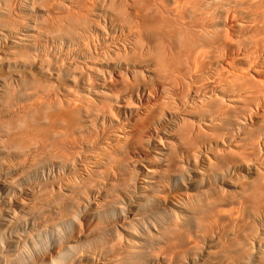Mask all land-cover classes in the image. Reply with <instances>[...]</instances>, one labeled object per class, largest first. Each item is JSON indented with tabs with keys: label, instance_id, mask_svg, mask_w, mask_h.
<instances>
[{
	"label": "bare ground",
	"instance_id": "obj_1",
	"mask_svg": "<svg viewBox=\"0 0 264 264\" xmlns=\"http://www.w3.org/2000/svg\"><path fill=\"white\" fill-rule=\"evenodd\" d=\"M5 1V0H4ZM4 1H2L3 3H4ZM11 1H14V0H11ZM41 1H45V0H41ZM48 1H50V0H47V1H45V4L47 5V3H48ZM52 1V0H51ZM56 1V0H55ZM65 1V0H64ZM64 1H63V4H64ZM67 1V0H66ZM76 1V0H75ZM75 1H73V3L75 2ZM78 1V0H77ZM76 1V4H78V2L80 3V1H78L77 2ZM97 1V0H96ZM101 1V0H100ZM99 1V2H100ZM108 1V0H107ZM111 1V0H110ZM136 1V0H135ZM140 1V0H139ZM142 1V0H141ZM144 1V0H143ZM147 1V0H146ZM151 1V0H150ZM161 1V0H160ZM177 1V0H176ZM185 1V0H184ZM194 1V0H193ZM192 0L190 1V3H196L197 1L200 3L201 1H203V2H201V3H203V4H201L202 5V7L204 8V9H202V11H200L201 12V15L203 16V17H205V19H206V16H207V19L209 18V16H211V14L212 15H215V14H213L212 12H211V14L209 13L210 11H212V10H215L214 9V7H213V4L214 5H217V4H215V1H214V3H212L211 2V0H195L194 2H193ZM235 1V0H234ZM238 1V0H237ZM237 1H235V2H237ZM245 1V0H244ZM1 2V1H0ZM10 1H8V3H9ZM39 2V1H38ZM38 2H36L37 4H38ZM68 2V1H67ZM70 2V1H69ZM87 2H88V0H87ZM86 0L84 1H82L81 0V3L83 4V6L84 5H86ZM92 2H94V1H92ZM103 2H104V0H103ZM112 2V1H111ZM124 2V1H123ZM125 2H126V0H125ZM172 2H174V1H172ZM178 2H179V0H178ZM241 2V1H240ZM248 2H250V1H248ZM247 2V3H248ZM259 2H260V0H259ZM7 3V4H8ZM28 3V2H27ZM30 3V2H29ZM35 3V2H34ZM36 3H35V5H31V6H33V7H30L31 9L33 8L34 9V6L36 7ZM71 3V2H70ZM88 3H90V2H88ZM94 3H96V2H94ZM102 3V2H101ZM101 3L99 4L98 2L96 3V6H97V4L100 6L101 5ZM133 3V2H132ZM142 3V2H141ZM140 3V4H141ZM145 3H148V2H145ZM184 3V2H183ZM182 3V4H183ZM186 3V2H185ZM189 3V2H188ZM189 3V4H190ZM222 3V2H221ZM7 4H5V6H7ZM11 4V3H10ZM55 5V7H57V9H59V7L62 5H58L59 4V2H58V4H57V6H56V3H54ZM72 4V3H71ZM82 4H81V6H80V4H79V6L81 7H79L78 8V5H77V8L78 9H80V10H82ZM102 4H104V3H102ZM108 4H110V5H112L110 2L108 3ZM122 3L120 2V0H119V2H118V6H120ZM149 4H151V3H149ZM155 4H156V1H155ZM163 4V3H162ZM198 4V3H197ZM197 4H194V5H197ZM234 4V3H233ZM241 4V3H240ZM254 4H256V2L254 3ZM259 4V3H258ZM257 4V5H258ZM42 6H43V3L41 4ZM40 5V7H42ZM46 5H44V7H42V9L41 8H38V12L39 11H43L44 10V8H45V6ZM52 5V4H51ZM67 5H70L69 3H67ZM73 5V4H72ZM71 5V6H72ZM88 5V4H87ZM86 5V6H87ZM92 5V4H91ZM93 5H95V4H93ZM106 5V4H105ZM109 5V6H110ZM114 5H116V7H117V2H116V4H114ZM123 5H126V3L125 4H123ZM129 5H130V3H129ZM156 5H158V4H156ZM161 5V4H160ZM171 5V4H170ZM180 5H181V3H180ZM201 5H199V6H201ZM218 5H219V2H218ZM235 5V4H234ZM243 5V4H242ZM264 5V4H263ZM1 6V5H0ZM2 6H3V4H2ZM0 7V178L2 179V182L0 183V191L4 194V193H6V192H8V191H10L11 189L13 190V188H16L15 186H16V183L14 184V182L15 181H19V179L22 177V175H24V173L26 172V174L25 175H30V177L32 178V176H37L38 174H39V172L40 171H42V169H44V165L45 164H47V162L49 163V161H55L57 164H59V166H58V168H61L60 167V165L62 166L63 164L62 163H65V164H69V163H75V165L77 164V162H80V165H82L81 164V162L83 163L84 161H85V164H86V160H87V162H88V160L89 161H91L92 162V164H93V167H92V170H91V173L89 172V175L88 176H85V177H88V179H87V181L85 182L83 179H81L82 181H79V182H83L82 184H81V186H83L82 188L81 187H77L78 185H80L79 183H77L76 184V187H68L67 188V190H65L66 192H67V194L66 193H64V195L66 194L67 196V198H68V200H67V203H68V205L70 206V207H72V208H76L78 211L77 212H74V210L72 209H69V210H71L70 212H68V213H70V215L69 216H66V214L65 213H63L64 211H63V209H64V207H62L61 208V206H67V205H65V204H63V205H61L60 206V208L58 207V206H55V205H58V204H54V206H53V209H52V211L51 212H53V210L55 209L54 207H58L59 209H62V211L63 212H61L60 211V215H63L62 217H64L65 216V218L64 219H62V220H60V219H58L56 216L54 217V219H53V213H50V215L49 216H51V214H52V218L51 217H49V218H51V220H56L55 222L53 221L52 222V225H50V226H52L49 230L46 228V226L44 225L45 223L44 222H42V220L41 221H39V218H38V223L39 222H42V224L44 225V227L52 234V236L54 235V233L56 234V236L59 234V231H58V228L60 227L61 229L60 230H62V228H63V230H64V228L65 229H67V230H69L71 227H73V225H77V223H74V222H76L75 220H77V218L78 217H80V216H82V214H84V216L86 215L85 214V211H86V209H84V210H82L81 209V207L83 206V201L85 202V200L87 199H84V197L87 195H84V197H83V195H82V193H84L83 192V190L84 191H86L87 190V188L89 189V187H91L90 188V192H91V194L92 193H94V195L96 194V193H99L100 194V188H99V186H98V182H100L99 180H98V182H97V180H93V181H91L92 179L91 178H94V177H96V176H99V178L101 177H104V179H105V181H104V183H102V181L100 182V183H102L103 184V186H101L100 185V187L102 188V192H103V198L105 197L106 199H105V201L104 202H101V204L100 203H98L99 205L97 206L96 205V207L95 208H92L93 210H92V212L89 210H87L86 212H88V215H91L92 217H94V219L96 218V220L97 221H99V224L98 225H101V223H107L106 224V226H107V228H105L106 226L105 225H102L105 229H104V232L102 233L101 231H100V234L99 235H97L96 233H98L99 232V230H96L97 232H95V229H98L99 227H101V226H98L97 224H96V226L97 227H95V228H91L92 229V233L91 234H89V235H91L92 237H93V234H95V235H97L95 238H94V240L95 239H97L96 240V242L98 241V245H100L99 247H100V249H102V251L100 252L99 251V249H98V251H99V253L100 254H102L103 253V255L105 254V258H107L106 256H108V257H110L111 258V260L110 261H112V263H113V261H114V263L113 264H138V263H141V264H154V261H158V259L160 258L161 260H162V264H180V262H184V260H188V263H190V264H246V263H248V262H251L252 260H248V262H244V260L243 259H245V258H247V257H249V256H245L246 254H249V252H246V248H247V246H245V243H247V238H246V240H245V236L246 237H248V236H250L249 235V233H248V231H249V229L251 230V228H246V227H244V228H246V230L244 231V229H243V227H239V223H240V225H241V223L246 219V218H244V220H242L241 222H239L238 221V219H240L239 218V212L242 210L243 211V209L242 208H240L241 210L238 212L237 210L239 209V208H237V210L235 209L234 211H236V212H238V214L239 215H233L232 213H231V215H233V217L235 216V217H238V219L236 218H232V221H231V223L229 224V225H231L232 223H234V221H238L237 223H238V225H237V223H236V225H237V232L236 233H232V232H234V231H232V230H230L231 228L233 229V227H231L230 229H227V230H229V232H227V230H226V228H224V227H226V222L227 221H229L230 222V219L231 218H229L230 216L227 214V212L228 211H226L228 208H231V205L230 204H228L229 203V200H228V198L230 197L231 198V201H233L234 202V200L236 201V202H238V201H240L241 202V200H244V202L243 203H247V204H249L248 205V207L251 209V207H253V205L254 204H256V206L257 205H259V209L261 210V211H264V207L263 206H261L260 207V205H262L263 203H264V198H263V203H262V201L260 200V199H262V197L263 196H261L262 195V193L264 192V175L261 173H258V172H256V174H259L258 176H256V177H254V179H252L253 181L252 182H250L249 183V181H248V183H245V182H247V180H245V182H243L242 184H240L241 186H239V187H241V190H239V191H237V192H239V193H237V192H234L233 194H231V192H230V194L231 195H228L227 196V194H226V196L228 197H226L225 196V194H222L223 196H221V197H224V198H221L220 197V195H217V194H215L216 193V191L214 192L213 191V188H215L216 186H217V184H216V186L215 187H213V188H211L210 190L208 189H205V187L207 188V186L209 185V186H211L209 183H211V181H212V183H217V182H215V181H217V180H219V178H218V176H211L212 178H211V181H210V179L208 180V181H203V177H205V175H206V173H211V172H208V170L210 169L211 170V168H214V166H215V164L214 165H211L212 167H210V165L209 164H206V162H205V160L202 158V155H199V154H197V153H193L191 150H196V148H194L193 149V147H194V145H193V147L191 146H189V145H187V146H189L191 149L189 150V148H183L186 144H190L191 142H190V140L191 139H193V135H194V131H193V134L191 135V130L190 129H192L191 127V125L190 124H188L187 122H185V121H181V117H179V116H177L176 114H171V112H166V114L164 113L165 111H167L166 109H167V107H168V101L166 102V103H168V104H166L167 105V107L164 109V106H165V103H164V101H163V99L161 100L162 102L161 103H163L164 104V106H163V108H161L162 106H158V104H155L154 102H151L150 101V95L148 94V91L149 90H151L152 88H149V87H143L144 89H141L140 90V93L142 94L141 96H142V98H141V100H139V104H135V105H131L130 104V102H131V96H133V92L135 91L134 90V88L133 87H131V85L129 84L128 85V83H126V85H128V86H130L131 88H133V89H130L131 91L132 90H134V91H132V95L130 96L127 92H126V90H125V93H127L129 96H130V98L129 97H127V95H125L126 97H127V99H128V102H127V100L125 99V98H118L117 97V95H116V97H113V96H115L114 94H112V96L107 92L108 91V87L106 86H104V85H106V83L105 84H97V82H94V81H97V80H92L94 83H96L97 84V86L96 87H94L93 86V83L92 84H90V85H92L93 87L92 88H89V87H91L90 85H89V87H88V85H87V81H86V83L84 82L86 79H85V75L84 74H86V72L83 74L82 73V75H84L83 77H82V80L80 79L81 77L79 76H77L76 75V77L77 78H75V76L74 75H72V73L71 74H69L70 72L68 71V69H67V73L69 74V75H67V73H66V67L65 68H63V69H59V67L58 68H56L57 67V65L55 64V67L54 66H52L51 64H53L52 62H51V64H46V63H49L48 61H46L47 59H50L51 60V58H49L48 56H46V57H48L46 60H45V58H44V56H43V54H42V56H43V58L41 59V54H39L38 55V53H36V51L37 50H39V46H38V38H39V36L40 35H42V36H44V35H46V34H48V32L49 31H55V30H53V26H55V25H53V26H46V27H48V29H49V31L48 32H45L44 34H41V33H43V31H38L39 29H38V27H36L35 26V23L38 21H40L39 19H37V21H36V19H35V23H33V18L31 19V22L29 21V22H25V24H23V23H21L22 25H20L19 24V21H17V23H16V21H14V19L13 18H15V17H13V16H11V12H10V9L8 10V9H6L5 8V6H3V7ZM9 7H10V5H8ZM29 6V5H28ZM38 6V5H37ZM49 5H47V7H48ZM74 6V5H73ZM88 6H90V4L88 5ZM95 6V7H96ZM106 6H108V5H106ZM108 6V7H109ZM122 6V5H121ZM120 6V7H121ZM126 6H128V3H127V5ZM136 6V5H135ZM150 6V5H149ZM152 6V5H151ZM238 6V5H237ZM241 6V5H240ZM239 6V7H240ZM260 6H261V3H260ZM11 7H13V6H11ZM65 7H66V4H65ZM65 7H63L64 8V10H65ZM68 7V6H67ZM66 7V9H67V12L66 11H64L63 10V8H62V11H64V14H65V12L66 13H68L71 9V7L68 9ZM85 7V6H84ZM94 7V8H95ZM105 7V6H104ZM107 7V8H108ZM113 7V6H112ZM115 7V6H114ZM113 7V8H114ZM115 7V8H116ZM120 7H117L119 10H120ZM125 7V6H124ZM123 6L121 7L122 8V11H121V13L120 12H118V9H117V11L115 12V11H106V12H108V18L110 19V17H109V13L110 12H112L111 13V15L110 16H112V18H113V15L114 16H119V18H121V16L120 15H118L117 14V12L118 13H120V14H122L123 13V11H125L126 12V9L124 10L123 8H124ZM134 7V6H133ZM138 7V6H137ZM146 7V6H145ZM172 7V6H171ZM174 7V9L173 8H170V11H172L173 12V15H172V17L176 14V12H175V14H174V11H175V5L173 6ZM189 7V6H188ZM193 7V6H192ZM195 7V6H194ZM218 7V6H217ZM220 7V6H219ZM234 7V6H233ZM235 7H236V5H235ZM234 7V8H235ZM259 7V6H258ZM20 8V7H19ZM49 9H50V7H48ZM74 8H75V6H74ZM91 8L92 7H86V9H85V14H87L86 13V11H88L89 9H90V13L93 11H91ZM99 8H102V6H100V7H98V9ZM213 8V9H212ZM234 8H233V11H234ZM249 8V7H248ZM257 8V7H256ZM264 8V7H263ZM21 9V8H20ZM23 9V12L24 11H28L29 9L25 6L24 8H22ZM21 9V10H22ZM32 9V10H33ZM36 9V8H35ZM51 9H52V7H51ZM73 9V8H72ZM88 9V10H87ZM93 9V8H92ZM104 9H106V7L104 8ZM109 9V8H108ZM107 9V10H108ZM110 9H112V8H110ZM109 9V10H110ZM134 9H135V7H134ZM133 9V10H134ZM140 9H142L141 7H140ZM153 9V8H152ZM166 9V8H165ZM173 9V10H172ZM179 9V8H178ZM227 9V8H226ZM229 9V8H228ZM232 9V8H231ZM237 9H239V8H237ZM260 9V8H259ZM14 9H12V11H13ZM17 10H19V9H17ZM59 10H61V9H59ZM95 10H97V8L95 9ZM94 10V11H95ZM137 10V9H136ZM142 10H144V9H142ZM156 11H157V9H155ZM198 11H199V9H197ZM201 10V9H200ZM203 10H204V12H203ZM250 10V9H249ZM253 10V9H252ZM262 9H260L259 11L261 12V15L263 14L262 12H264V11H261ZM264 10V9H263ZM15 11H16V9H15ZM48 11V10H47ZM75 11H76V9H75ZM84 11V10H83ZM82 11V12H83ZM98 11H101V9L100 10H98ZM97 11V12H98ZM102 11H104L103 9H102ZM167 11H169V9L167 10ZM180 11V10H179ZM239 11V10H238ZM237 11V14L239 13ZM245 11V10H244ZM258 11V10H257ZM14 12V11H13ZM33 12H34V10H33ZM52 12V11H51ZM71 12L72 13H74V14H76V12H77V14L78 13H82V12H78V11H76V12H74V11H72L71 10ZM71 12L69 13V14H66V15H68V17H66L65 16V18L64 17H62V18H64V19H69L68 21H70V18L72 19V17H70L69 15H71ZM89 12V11H88ZM105 12V13H106ZM113 12H115V13H113ZM139 12H140V10H139ZM143 12V11H142ZM172 12H171V14H172ZM192 12V11H191ZM200 12H199V14H200ZM202 12H203V14H202ZM213 12H215V11H213ZM235 12L236 11H234L233 12V14H235ZM254 12V11H253ZM256 12V11H255ZM22 13V12H21ZM49 13V12H48ZM57 13H59V11L57 12ZM61 13V12H60ZM63 13V12H62ZM61 13V14H62ZM89 13V14H90ZM127 13V12H126ZM131 13V12H130ZM160 13V12H159ZM158 12H157V14H159ZM190 13V12H189ZM23 14H25V13H23ZM30 14V13H29ZM47 14V13H46ZM52 14V13H51ZM51 14H50V16H51ZM93 14H94V12H93ZM97 14H99V13H97ZM101 14V13H100ZM100 14L98 15V16H100ZM125 14V13H124ZM128 14V13H127ZM135 14H138L137 12L135 13ZM141 14V13H140ZM145 14H147V13H144L143 15H145ZM161 14H162V12H161ZM160 14V15H161ZM13 15V14H12ZM38 15V14H37ZM39 15H42V14H39ZM38 15V17H40ZM48 16H49V14H47ZM46 15V16H47ZM79 15V14H78ZM78 15H77V17H78ZM80 15H82V14H80ZM79 15V16H80ZM92 15V14H91ZM102 15V14H101ZM105 14L103 13V16H104ZM134 15V14H133ZM153 15H155V14H153ZM176 15H178V14H176ZM175 15V16H176ZM229 15H232V14H229ZM248 15V14H247ZM250 15V14H249ZM253 15V14H252ZM252 15H250V16H252ZM254 15H256V14H254ZM261 15L259 16L260 17V19L259 18H256V21H257V23H259L258 22V20L257 19H259V20H261L262 22H263V16H264V14L262 15V17H261ZM32 16V15H31ZM52 16H54V13H53V15ZM63 16V15H62ZM73 16V15H72ZM76 16V15H75ZM84 16V15H83ZM94 16V15H93ZM126 16V15H125ZM127 16H129V15H127ZM131 16V15H130ZM137 16V15H136ZM135 16V17H136ZM141 16V15H140ZM167 16V15H166ZM171 16V15H170ZM174 16V17H175ZM182 16V15H181ZM190 16V15H189ZM233 16V19H234V17L236 16V15H232ZM238 16V15H237ZM17 17V16H16ZM30 17V16H29ZM56 17V16H55ZM74 17V16H73ZM82 16H80V18H81ZM84 17H86V16H84ZM89 17V16H88ZM87 17V18H88ZM107 17V16H106ZM132 17V16H131ZM131 17H129V18H131ZM142 17V16H141ZM167 17H169V15L167 16ZM171 17V18H172ZM215 16H213V18H214ZM244 17V16H243ZM254 17V16H253ZM253 17H252V19H253ZM258 17V16H257ZM52 18V17H51ZM54 18V17H53ZM57 18V17H56ZM59 18V17H58ZM61 18V19H62ZM75 19H76V21H77V19L79 18H76V17H74ZM73 18V19H74ZM80 18L78 19V23L76 24V26L79 24V20H80ZM83 18V17H82ZM98 18V17H97ZM111 18V19H112ZM128 18V17H127ZM138 18H140V17H138ZM137 18V19H138ZM149 18H151V17H149ZM153 18V17H152ZM156 18H158V17H156ZM170 18V19H171ZM192 18V17H191ZM212 18V19H213ZM226 18V17H225ZM232 18V17H231ZM250 19H251V17H249ZM16 19V18H15ZM22 19V18H21ZM42 20L41 21H43V20H45L44 18H41ZM49 19H50V17H49ZM60 19V18H59ZM60 19V20H61ZM63 19V20H64ZM75 19L73 20V21H75ZM85 19V18H84ZM84 19H82V21L84 20ZM114 19L115 18H113L112 20L114 21ZM117 19H118V17H117ZM117 19H115V20H117ZM125 19V18H124ZM132 19V18H131ZM145 18H143L142 19V21H141V27L142 28H144L146 31H147V29L148 28H152V25H151V27H150V24L148 25L147 24V21L146 20H144ZM154 19V18H153ZM169 19V18H168ZM173 19V18H172ZM171 19V20H172ZM201 19V18H200ZM210 19H211V17H210ZM238 19H240V17L238 18ZM25 20V19H24ZM54 20V19H53ZM60 20H57L56 19V21L58 22V21H60ZM66 20V21H67ZM87 20H89V19H87ZM92 21H93V19H91ZM111 20V21H112ZM120 20V19H119ZM123 20V19H122ZM130 20V19H129ZM148 20V19H147ZM155 21H156V19H154ZM153 20V21H154ZM164 20V19H163ZM214 20V19H213ZM246 20V19H245ZM55 21V20H54ZM72 20L70 21V23L71 22H73ZM75 21V22H76ZM82 21H80L81 23H82ZM85 21V20H84ZM83 21V22H84ZM127 21V20H126ZM131 21V20H130ZM152 21V22H153ZM159 21V20H158ZM168 21V20H167ZM174 21V20H173ZM193 21V20H192ZM207 21H210V20H207ZM217 21V20H216ZM246 21H248V20H246ZM254 21H255V18H254ZM21 22V21H20ZM49 22V24H51V22L53 23V21L51 20H49L48 21ZM57 22H56V24H57ZM63 22V21H62ZM110 22V21H109ZM117 22H118V20H117ZM151 22V21H150ZM149 22V23H150ZM152 22H151V24H152ZM164 22V21H163ZM178 22V21H177ZM214 22V21H213ZM251 22H253L252 20L249 22V23H251ZM59 23V22H58ZM60 23H61V21H60ZM70 23H68V25H64L63 26V28L61 27V29H62V31H65V33H61V34H65L66 35V31L67 32H73L75 29L77 30V28H76V26H75V24H72V27L73 26H75V29H74V27L72 28L73 29V31H72V29L70 28V26H71V24ZM74 23V22H73ZM80 23V24H81ZM86 23V22H85ZM89 23H90V20H89ZM88 22H87V25L88 26H90V24L92 23V26L94 25V23L95 22H91L90 24H89ZM134 23V22H133ZM188 23V22H187ZM248 23V22H247ZM257 23H256V25H254V23H251L252 25H254L253 27L254 28H256V26H257ZM41 24V23H40ZM49 24H47V25H49ZM54 24H55V22H54ZM79 24V27L81 26ZM96 24V23H95ZM109 24H111V22L109 23ZM113 24V23H112ZM114 24H115V22H114ZM113 24V25H114ZM131 24V23H130ZM130 24H128V26H131ZM163 24V23H162ZM177 24V23H176ZM204 24V23H203ZM214 24V23H213ZM240 24V23H239ZM87 26L86 24H84V23H82V26ZM121 25V24H120ZM123 26H124V24H122ZM137 25V24H136ZM166 25V24H165ZM172 25H174L173 23H172ZM190 25V24H189ZM219 25V24H218ZM241 25H243L244 26V24H240V25H236L237 27H239L240 26V29H241ZM39 26V25H38ZM87 26V27H88ZM92 26H90V27H92ZM96 26V25H95ZM126 26H127V23H126ZM135 26V25H134ZM134 26L132 27L133 28V31H135L134 30ZM138 26V25H137ZM178 26V25H177ZM195 26V25H194ZM213 26V25H212ZM242 26V27H243ZM246 26H247V24H246ZM249 26V25H248ZM259 26H261V25H259ZM264 25H262V27H263ZM41 27V26H40ZM39 27V28H40ZM42 27H44V26H42ZM45 27V28H46ZM78 27V26H77ZM85 27H83V28H85ZM89 27V28H90ZM97 27V26H96ZM96 27H95V29H96ZM112 27V26H111ZM125 27V26H124ZM154 27V26H153ZM160 27V26H159ZM162 27H163V25H162ZM176 27V26H175ZM192 27V26H191ZM250 27H252V26H250ZM252 27V28H253ZM37 28V29H36ZM44 28V31H46V29ZM51 28H52V30H51ZM70 28V29H69ZM81 29H82V27H80ZM80 28H78L79 30H80ZM88 28V29H89ZM93 28V27H92ZM115 28V27H114ZM119 28V27H118ZM127 28V27H126ZM130 28V27H129ZM138 28V27H137ZM141 28V29H142ZM157 28V27H156ZM156 28H155V31H156ZM165 28V27H164ZM196 28H197V25H196ZM214 28V27H213ZM244 28V27H243ZM248 28V27H247ZM47 29V30H48ZM121 29V28H120ZM136 29V28H135ZM153 29V28H152ZM152 29H148V31L150 32V34H152L153 32H151V31H153ZM161 29V28H160ZM159 29V30H160ZM170 29V28H169ZM175 29V28H174ZM216 29V28H215ZM223 29V28H222ZM245 30H246V27L244 28ZM260 29V28H259ZM14 30H16V32L14 31ZM36 30V31H35ZM40 30H41V28H40ZM57 30H59V29H57ZM83 30V29H82ZM82 30H80L81 32H82ZM84 30H87V29H84ZM97 30V29H96ZM137 30V29H136ZM162 30V29H161ZM171 30V29H170ZM186 30V29H185ZM212 30V29H211ZM235 30H236V28H235ZM242 30V29H241ZM256 30V29H255ZM89 31H90V29H89ZM165 31H167V30H165ZM172 31V30H171ZM188 31V30H187ZM213 31H214V29H213ZM212 31V38H216V37H218V36H220V33H218V32H216V33H218L219 35L218 36H216L217 34H215L214 32ZM225 31V30H224ZM263 31H264V28H263ZM57 32V31H56ZM59 32V31H58ZM58 32H57V35H58ZM61 32V31H60ZM59 32V33H60ZM75 32H79V31H75ZM88 32V31H87ZM102 32V31H101ZM106 32V31H105ZM132 32V31H131ZM131 32L129 33V34H131ZM142 32V31H141ZM145 32V31H144ZM143 32V33H144ZM148 32V33H149ZM163 32H164V30H163ZM177 32V31H176ZM193 32V31H192ZM192 32H190V33H192ZM210 32V31H209ZM220 32V31H219ZM223 32V31H222ZM222 32H221V36L224 34V33H226V34H224L223 36L224 37H226V35H228L227 34V32L225 31L223 34H222ZM234 32H236V31H234ZM233 32V33H234ZM238 32V31H237ZM237 32H236V35H237ZM242 32V31H241ZM241 32H239V33H241ZM250 32V31H249ZM253 32V31H252ZM135 33V32H134ZM133 33V34H134ZM139 33V32H138ZM157 33H159V32H157ZM168 33H169V31H168ZM167 33V34H168ZM186 33V32H185ZM208 33V32H207ZM238 33V34H239ZM49 34H51L50 32H49ZM61 34H59V35H61ZM71 34V33H70ZM69 33L66 35V37L67 36H69L70 35ZM73 34H76V36H78L77 35V33H72V35ZM79 34V33H78ZM93 34V33H92ZM97 34V33H96ZM128 34V35H129ZM137 33H135L134 35H136ZM146 34V33H145ZM166 33H163L161 36H163L164 38V40H167V39H165V35ZM177 34V33H176ZM179 34V33H178ZM189 34V33H188ZM205 34V33H204ZM244 34V33H243ZM52 35H54V33L53 34H51V36H49L50 37V40H51V38H53V36ZM56 35V34H55ZM56 35V36H57ZM155 35V34H154ZM158 35V34H157ZM182 35V34H181ZM200 35V34H199ZM209 35V34H208ZM207 35V36H208ZM210 35H211V32H210ZM213 35H215L216 37H214ZM242 35V34H241ZM74 36V35H73ZM86 36V35H85ZM127 36V35H126ZM146 36V35H145ZM160 36V37H161ZM176 36V35H175ZM183 36V35H182ZM186 36H187V34H186ZM201 36V35H200ZM218 37L219 39L218 40H221V39H223L224 37ZM239 36V35H238ZM44 37H46V36H44ZM43 37V38H44ZM70 37H72L71 35H70ZM69 37V38H70ZM127 37H131V36H127ZM133 37H135V36H133ZM133 37H132V39H131V42L132 41H134L133 40ZM139 37H140V40H142V38L143 37H141L140 35H139ZM149 37V36H148ZM154 37V36H153ZM159 36H157V38H158ZM170 37V36H169ZM168 36L166 37V38H169ZM173 37V36H172ZM180 37V36H179ZM192 37V36H191ZM204 37V36H203ZM228 37V36H227ZM42 38V37H41ZM47 38H48V35H47ZM65 38V37H64ZM78 39H79V37H77ZM76 38V39H77ZM147 38V37H146ZM187 38V37H186ZM208 38V37H207ZM210 38V37H209ZM229 38V37H228ZM228 38H227V40H228ZM49 39V38H48ZM60 40V38H57L56 39V41L57 40ZM63 39V37H62V35H61V40ZM67 39V38H66ZM128 39V38H127ZM137 39H139L138 37H137ZM154 39H155V37H154ZM159 39V38H158ZM157 39V40H158ZM263 38H261V40H262ZM45 40V39H44ZM43 40V41H44ZM52 40H55L54 38L52 39ZM51 40V41H52ZM70 40V43H71V39H69ZM75 40V39H74ZM130 40V39H129ZM128 40V41H129ZM140 40H137V41H139L140 42ZM143 40H144V38H143ZM160 40V39H159ZM161 40H162V37H161ZM160 40V41H161ZM178 40H179V38H178ZM178 40H175L176 42H179ZM211 40V39H210ZM227 40H225V38H224V43H225V41H227ZM46 41V40H45ZM47 41H49V40H47ZM46 41V42H47ZM62 41H64V40H62ZM146 41H147V39H146ZM150 41H151V39H150ZM149 41V42H150ZM154 41V40H153ZM159 41V42H160ZM174 41V42H175ZM195 41V40H194ZM223 41V40H222ZM53 42H55V41H53ZM61 42V41H60ZM76 42V41H75ZM79 42V41H78ZM81 42V41H80ZM89 42V41H88ZM108 42V41H107ZM130 42V41H129ZM134 42H136V41H134ZM133 42V43H134ZM142 42V41H141ZM145 42V41H144ZM164 42H166L167 43V41H164ZM181 42L182 43H186L187 41H184V39L182 40L181 39ZM196 42V41H195ZM205 42V41H204ZM209 42V41H208ZM228 42V41H227ZM264 41L262 40V42L260 41V43H263ZM68 43V42H67ZM84 43V42H83ZM137 43V45H138V42H136ZM143 43V42H142ZM157 42H155L154 44H156ZM170 43V42H169ZM180 43V42H179ZM179 43H177V46H178V44ZM190 43V42H189ZM188 43V45L187 46H190V44L192 45L193 43H190L189 44ZM197 43V42H196ZM207 43V42H206ZM219 43H221V42H219ZM254 43H256V45L258 46V44L260 45V43L259 42H254ZM258 43V44H257ZM55 44V43H54ZM76 44V43H75ZM108 44V43H107ZM148 44V43H147ZM153 44V43H152ZM161 44V43H160ZM163 44V43H162ZM165 44V43H164ZM195 44V43H194ZM203 44V43H202ZM201 44V45H202ZM208 44V43H207ZM243 44V43H242ZM43 45V44H42ZM80 46H81V44H79ZM79 45H77L78 47H80ZM103 45V44H102ZM101 45V46H102ZM134 45V44H133ZM151 45V44H150ZM168 45V44H167ZM180 45V44H179ZM183 45V44H182ZM182 45L180 46V47H182ZM204 45V44H203ZM203 45H202V47H203ZM206 45V44H205ZM204 45V48L206 47ZM210 45V44H209ZM221 45V44H220ZM241 45V44H240ZM264 45V44H263ZM44 46V45H43ZM84 46H85V44H84ZM84 46L81 48V49H83L84 48ZM109 46V45H108ZM131 46V45H130ZM139 46H141L140 45V43H139ZM143 46H144V44H143ZM151 46H155V45H151ZM157 46H159L158 44H157ZM161 46V45H160ZM169 46V45H168ZM185 46V45H184ZM183 46V47H184ZM198 46V45H197ZM196 46V47H197ZM238 46V45H237ZM42 47V46H41ZM68 47V46H67ZM75 47H76V45H75ZM87 47V49L89 48L88 46H86ZM86 47H85V49H86ZM95 47V46H94ZM129 47V46H128ZM134 47V51H136L135 50V45L133 46ZM138 47V46H137ZM163 47H164V45H163ZM170 47H171V45H170ZM179 47V46H178ZM182 47V48H183ZM186 47V46H185ZM225 47H226V45H225ZM240 47H242V46H240ZM258 47H260V48H262L261 46H258ZM257 47V48H258ZM57 48V47H56ZM99 48H100V46H99ZM141 48V47H140ZM139 47H138V50H139V52H140V50L142 49H140ZM153 48V47H152ZM159 48V47H158ZM161 48V47H160ZM189 48L190 47H188V48H186V50H180V49H175V51L173 52V51H171L170 49H168L169 51H168V53L167 52H162L163 50H165V48L162 50V51H160V53L162 54V55H166V54H168V55H164V56H162L159 60H160V63H161V59L163 58V57H166L168 60H170L169 62V64H171V65H169V66H167L166 64H165V67H169V68H171L172 67V69L175 67H178L176 64H180V63H183V65L181 64L180 65V67L182 66V70H181V68L180 67H178V69H180L179 70V73L180 72H182V71H184V69H185V73H190V69H188V68H194V66L197 68V67H199L198 69H201L202 70V68H205V66H203L204 64H206V63H202V60L203 59H201V57L203 56V57H206V56H204V54L206 53V49L204 50L203 48V50H201V51H199L198 49L199 48H201L200 47V45H199V48L197 49V52H196V50H195V47H194V49H193V47H192V49H190V52L188 51L189 50ZM207 48H208V46H207ZM257 48H255L254 47V49H256V50H254V52H256V53H252V51H251V54H252V56L253 55H255V54H258V53H260L261 52V54H262V49L264 50V48H262L261 50H259L260 48H258V50H257ZM78 49V48H77ZM80 49V48H79ZM81 49H80V51H81ZM84 49V50H85ZM86 49V51H85V53L88 51V52H90L89 50H87ZM92 49V48H91ZM98 49V48H97ZM120 49V48H119ZM133 49V48H132ZM167 49V48H166ZM188 49V50H187ZM213 49V48H212ZM211 49V50H212ZM217 49H218V47H217ZM220 49H221V46H220ZM219 49V50H220ZM101 50V49H100ZM146 50V49H145ZM144 50V51H145ZM148 50V49H147ZM157 50V49H156ZM160 50V49H159ZM180 50V51H179ZM194 52H193V51ZM210 50V49H209ZM214 50V49H213ZM225 50V49H224ZM78 51V50H77ZM76 51V52H77ZM83 51V50H82ZM93 51V50H92ZM95 51V50H94ZM115 51V50H114ZM134 51H132L133 53H134V55H136L137 53L136 52H134ZM179 52V53H177V52ZM185 51H188L187 53L185 52ZM191 51H192V53H191ZM199 51V52H198ZM216 51V50H215ZM214 51V52H215ZM87 52V53H88ZM97 52V51H96ZM104 53V50L102 49L101 50V53ZM131 52V53H132ZM143 52V51H142ZM146 52V51H145ZM153 52V51H152ZM152 52H151V54H152ZM156 52V51H155ZM180 52H181V55H180ZM195 52H196V54H195ZM221 53L223 52V51H220ZM40 53V52H39ZM79 53V52H78ZM99 53V52H98ZM100 53V54H101ZM116 53V52H115ZM132 53V54H133ZM136 53V54H135ZM149 53H150V51H149ZM148 53V54H149ZM160 53H159V55H160ZM178 55H177V54ZM208 53V52H207ZM211 53H212V51H211ZM216 54H217V56H218V53H219V51H216L215 52ZM264 53V52H263ZM45 54V53H44ZM83 54V53H82ZM90 54V53H89ZM93 54V53H92ZM96 54V53H95ZM104 54H107V53H104ZM103 54V56H105ZM139 54V53H138ZM137 54V55H138ZM143 54V53H142ZM151 54H150V56H151ZM185 54H186V56L189 58H186V59H188V61L186 60V63L188 62V64H184V62H180V60L179 61H177V57H179L180 58V56L182 57V56H185ZM209 54V53H208ZM207 54V55H208ZM220 54V53H219ZM224 54V53H223ZM250 53H249V55H251ZM46 55V54H45ZM102 55V54H101ZM120 55V54H119ZM136 55V56H137ZM146 55H147V53H146ZM180 55V56H179ZM264 55V54H263ZM262 55V56H263ZM82 57H83V55H81ZM91 56V55H90ZM97 56V55H96ZM121 56V55H120ZM136 56H135V58H136ZM143 56H144V54H143ZM149 56V57H150ZM158 56V55H157ZM156 56V57H157ZM170 56V57H169ZM213 56H215V54L213 55ZM220 56V55H219ZM224 55H222L221 57H223ZM255 56H258V55H255ZM255 56H253L252 58L253 59H251V60H255V58H257V57H255ZM79 57V56H78ZM112 57V56H111ZM117 57H119V56H117ZM128 57V56H127ZM138 57H139V55H138ZM147 57V56H146ZM152 57V56H151ZM154 57V56H153ZM160 57V56H159ZM220 57V58H221ZM81 58V57H80ZM84 58H85V56H84ZM87 58H88V56H87ZM93 57H91L90 59H92ZM99 58H100V56H99ZM98 57H97V59H99ZM102 58V57H101ZM104 58V57H103ZM132 58V57H131ZM134 58V57H133ZM132 58V59H133ZM155 58V57H154ZM158 58V57H157ZM157 58H156V60H157ZM185 58H184V60H185ZM209 58V57H208ZM213 58H217L216 56L215 57H213ZM212 58V59H213ZM219 58V59H220ZM246 58V57H245ZM249 58V57H248ZM57 59V58H56ZM78 59V58H77ZM93 59H95V58H93ZM96 59V60H97ZM110 59V58H109ZM120 59V58H119ZM119 59H118V63L120 62L119 61ZM130 59V58H129ZM164 59V58H163ZM173 61H172V60ZM211 59V60H212ZM219 59H217V60H219ZM223 58H221L220 60H222ZM247 59V58H246ZM250 59V58H249ZM258 59V58H257ZM256 59V60H257ZM262 59V58H261ZM52 60H54L53 58H52ZM84 60H86V59H84ZM101 60V59H100ZM105 60H107L106 58H105ZM124 60H125V58H124ZM133 60H135V59H133ZM154 60V59H153ZM167 60V61H168ZM183 60V61H184ZM216 60V59H215ZM216 60V61H217ZM251 60H249V61H251ZM45 61H46V63H45ZM80 61L81 60H79V64H80ZM90 63H91V61L90 60H88ZM95 61V60H94ZM94 61H92V63H93V65L91 64V66H89L88 67V69H87V71L89 72V73H92L94 76H100V75H103V74H99L100 73V71H101V68L104 66L103 65V63L101 62V63H98V64H96ZM122 61V60H121ZM128 61V60H127ZM126 61V62H127ZM147 61V60H146ZM149 61V60H148ZM158 61V60H157ZM166 61V60H165ZM205 61V60H204ZM213 61H214V59H213ZM227 61V60H226ZM259 61V60H258ZM257 61V62H258ZM63 62V61H62ZM67 62V61H66ZM82 62V61H81ZM85 62V61H84ZM88 62V63H89ZM100 62V61H99ZM125 62V61H124ZM128 62H130V61H128ZM128 62H127V64H128ZM133 62V61H132ZM137 61H135V63H133V65H135V64H137L136 63ZM154 62H156L155 60H154ZM176 62H179V63H176ZM218 62V61H217ZM263 62V61H262ZM163 63H167V62H163ZM193 63V64H192ZM215 63V61L213 62V63H211V64H214ZM248 63V62H247ZM251 63H253V62H251ZM58 64V63H57ZM77 64V63H76ZM83 64V63H82ZM82 64H81V66H82ZM87 63H84V65L83 66H85ZM105 64V63H104ZM130 64H132V63H130ZM143 64V63H142ZM146 64V63H145ZM221 64V63H220ZM250 64V63H249ZM255 64H256V62H255ZM54 65V64H53ZM132 65V66H133ZM147 65V64H146ZM164 65V64H163ZM208 65H210V64H208ZM254 65V64H253ZM80 66V65H79ZM80 66V67H81ZM124 66V65H123ZM126 66V65H125ZM153 66V65H152ZM162 66V65H161ZM174 66V67H173ZM183 66H185L186 68H187V70H186V68H184ZM213 66V65H212ZM221 67V65H218V67ZM256 66V65H255ZM260 66H262V64L260 65ZM264 66V65H263ZM72 67L74 68V65H73V63H72ZM72 67H71V72L73 71V69H72ZM86 67H87V65H86ZM128 67V66H127ZM154 67V66H153ZM156 67V66H155ZM154 67V68H155ZM201 67V68H200ZM217 67V64H216V66H215V68ZM217 67V69H219L220 70V68H218ZM233 67V66H232ZM231 67V68H232ZM251 67V66H250ZM250 67L248 68V69H250ZM62 68V67H61ZM68 68H70V67H68ZM103 68H105V67H103ZM120 68V67H119ZM150 67H148V69H149ZM162 68V67H161ZM164 68V67H163ZM163 68H162V70H163ZM168 68V70H170ZM174 68V69H175ZM191 68V69H192ZM207 68V67H206ZM206 68H205V70H206ZM215 68H213V69H215ZM223 68V67H222ZM65 69V73H66V76H65V78L69 81V82H73V81H75L76 79H77V81H79V80H81V82L80 83H78L77 81H75V83H76V85H75V83L71 86H69L68 84H66V82L64 83V84H61V82H62V80H61V82L60 81H58V80H60V74L62 73H64V72H61V73H59V71L58 70H64ZM121 69V68H120ZM128 68H126V70H127ZM133 69V68H132ZM146 69V68H145ZM156 69V68H155ZM160 69V68H159ZM167 69V68H166ZM195 69V68H194ZM193 69V70H194ZM197 69V70H198ZM247 69V70H248ZM251 69H253V68H251ZM107 70V69H106ZM105 70V71H106ZM110 70V69H109ZM136 70V69H135ZM138 70V69H137ZM147 70V69H146ZM145 70V71H146ZM218 70V71H219ZM226 70V69H225ZM241 70V69H240ZM264 70V69H263ZM78 70H76L75 72H73V74H75V73H78L77 72ZM103 71H104V69H103ZM105 71H104V73H105ZM113 71H115V69L113 70ZM131 71V70H130ZM134 71V70H133ZM133 71H132V73H133ZM141 71V70H140ZM154 71V70H153ZM157 71H159L158 70V68H157ZM160 71H161V69H160ZM164 71V70H163ZM163 71H161L162 73H163ZM167 71V70H166ZM188 71V72H187ZM217 71V73H220V72H222V73H220L219 75H217V73H216V79H215V77H214V80L213 81H217L218 80V84H219V86H217V83L216 82H214V83H216V90L219 92V93H215V91H214V89H211L210 90V97L209 98H212V97H214V100L212 99V101H211V99L210 100H208L209 102V104L207 103V105L208 106H212V111L210 110V112H213V110H215V112H213V114L215 113V115H214V117L213 118H215V117H219V115H224V114H229V112H230V110H228L227 109V107H229L228 106V104H227V106L225 105V101H228L229 102V100H232L231 99V93H230V91H229V89H228V87H229V81H227V80H230L229 79V76L227 77V75L224 73V75L227 77H220L221 79H223V80H225V78L227 79L225 82L228 84V85H224V84H226V83H222V84H220L221 83V81H220V78H217L218 76H220L221 74H223V71L221 70L220 72H218ZM238 71V70H237ZM255 72H256V70H254ZM258 71V70H257ZM260 71V70H259ZM80 72V71H79ZM83 72V71H82ZM102 72V71H101ZM107 72V71H106ZM109 72V71H108ZM117 72V77L119 78V74H118V71H116ZM135 72V74H136V76H134V77H137L138 75L137 74H139V73H141V72H139V71H137V73H136V71H134ZM176 72H178V71H176ZM183 72V73H184ZM194 72V71H193ZM203 72V71H202ZM216 72V71H215ZM225 72V71H224ZM89 73H87V74H89ZM112 73H114V72H112ZM112 73H110L111 75H112ZM156 73V72H155ZM161 73V74H162ZM182 73V74H183ZM192 73V72H191ZM206 73V72H205ZM263 73V72H262ZM262 73H260V75L262 74ZM86 74V75H87ZM108 74V73H107ZM116 74V73H115ZM124 74V73H123ZM128 74V73H127ZM158 74V73H157ZM169 72L167 73V75L169 76ZM237 74V73H236ZM36 75H39V76H42V77H45V76H48L49 77V79H50V81H48V83H45V81L43 82V84L44 85H42L41 83V81L39 80V78L38 77H36ZM80 75V74H79ZM81 75V76H82ZM92 75V76H93ZM141 75V74H140ZM159 75H160V73H159ZM164 74H162V75H160V76H163ZM174 75V74H173ZM181 75V74H180ZM212 75V74H211ZM211 75H209V76H211ZM238 75V74H237ZM258 75V74H257ZM93 76V77H94ZM109 76V75H108ZM116 76V75H115ZM122 76V75H121ZM124 76H126V75H124ZM131 76V75H130ZM129 76V77H130ZM132 76V77H133ZM199 76V75H198ZM88 77H89V75H88ZM102 77V76H101ZM111 77V76H110ZM158 77V76H157ZM179 77V76H178ZM190 77V76H189ZM213 77V76H212ZM38 78V79H37ZM78 78H79V80H78ZM83 78L85 79L84 81H83ZM87 78V77H86ZM90 79L92 78V77H89ZM104 78H108V77H104L103 76V79ZM113 78V77H112ZM124 79L125 78H127V76L126 77H123ZM162 78V77H161ZM167 78V77H166ZM175 78H177L176 76H175ZM191 78V77H190ZM199 78V77H198ZM230 78H231V76H230ZM46 79V78H45ZM75 79V80H74ZM89 79V80H90ZM99 79V78H98ZM113 79H116V77L115 78H113ZM120 79H122V77L120 78ZM123 79V80H124ZM135 78H133V80H134ZM159 79V78H158ZM179 79V78H178ZM183 79V78H182ZM186 79V78H185ZM184 79V80H185ZM232 79V78H231ZM247 79V78H246ZM251 79V78H250ZM102 80V79H101ZM109 80H112V79H109ZM108 80V81H109ZM123 80H121V81H123ZM170 80H172V79H170ZM170 80H168V81H170ZM191 80V79H190ZM209 80V79H208ZM211 80V79H210ZM237 80V79H236ZM253 80V79H252ZM43 81V80H42ZM100 81V80H99ZM99 81H98V83H99ZM102 81H104V80H102ZM101 81V82H102ZM107 81V82H108ZM113 81V80H112ZM125 81V80H124ZM127 81H129V80H127ZM126 81V82H127ZM135 81V80H134ZM149 81H151L150 79H149ZM159 81V80H158ZM163 81V80H162ZM175 81V80H174ZM176 81H178V80H176ZM212 81V80H211ZM220 81V82H219ZM231 81V80H230ZM243 81H245V80H243ZM248 85L249 86H247L246 85V83H247V81H246V83L244 84V85H246V87L244 86V85H242V87H245V88H243V89H249V91H247V93L249 92V94L251 95V97L249 98V99H256L257 100V96H256V98L254 97L255 95H258V92H260L259 93V97H260V99L261 98H263L262 96H264V92L262 93L263 95H261V92L262 91H264V80H263V83H259V84H257V82L255 81V83H253L251 80H249L248 79ZM52 82H53V85H55V82H56V84H57V86L55 87H53V85H52ZM91 82V81H90ZM114 82V81H113ZM136 82H137V80H136ZM152 82H154V81H152ZM180 82H182V80L180 81ZM199 82V81H198ZM202 82V81H201ZM222 82H224V81H222ZM78 83V84H77ZM110 83V82H109ZM117 83V82H116ZM125 83V82H124ZM134 83V82H133ZM140 83H142L143 84V86L145 85V84H147V83H144V82H140ZM140 83H138V84H140ZM160 83V82H159ZM162 83V82H161ZM174 83V82H173ZM176 83V85H177V82H175ZM183 83H185V81L183 82ZM189 83V82H188ZM195 83H197V82H195ZM205 83H206V81H205ZM211 83H213V82H211ZM244 83V82H243ZM89 84V83H88ZM110 84H113V83H110ZM138 84H136V85H138ZM198 85H199V83H197ZM203 84V83H202ZM207 84V83H206ZM231 84V83H230ZM232 84H234V83H232ZM95 85V84H94ZM114 85H115V83H114ZM114 85H111L112 87H115ZM162 85V84H161ZM168 85H170V84H168ZM187 85H189V84H187ZM195 85V84H194ZM204 85V84H203ZM202 85V86H203ZM210 85V84H209ZM122 86H123V82H122ZM128 86H126L127 88H128ZM145 86H148V85H145ZM205 86V85H204ZM228 86V87H227ZM230 86H232V85H230ZM237 86V85H236ZM241 86V85H240ZM74 88V87H77V89H78V93H73L70 89L71 88ZM121 87V86H120ZM120 87H119V90H120ZM124 87H125V85H124ZM136 87V86H135ZM139 87V86H138ZM141 87V86H140ZM173 87V86H172ZM177 87V86H176ZM182 87V86H181ZM186 87H188V86H186ZM185 87V88H186ZM206 87H208V86H206ZM211 87V86H210ZM209 87V88H210ZM214 87V86H213ZM248 87V88H247ZM55 88H57V89H55ZM159 88V87H158ZM166 88V87H165ZM173 88H175V87H173ZM191 88V87H190ZM196 88V87H195ZM197 88H199L200 89V86H198ZM205 88V87H204ZM212 88V87H211ZM260 88V89H259ZM114 89H116V88H114ZM114 89H112V90H114ZM136 89H137V87H136ZM139 89V88H138ZM148 91H147V90ZM155 89V88H154ZM160 89H163V85L161 86V88ZM169 89V88H168ZM167 89V90H168ZM180 89V88H179ZM202 89V88H201ZM242 89V90H243ZM110 90H111V87H110ZM119 90H118V88L115 90V91H118L119 92ZM124 90V89H123ZM123 90H122V88H121V95L124 93L123 92ZM153 90V89H152ZM164 90V89H163ZM163 90H162V93H163ZM170 90V89H169ZM168 90V91H169ZM186 91L188 90V89H185ZM260 90V91H259ZM262 90V91H261ZM73 91H74V89H73ZM75 91H76V88H75ZM137 91V90H136ZM156 91V90H155ZM165 91V90H164ZM178 91V90H177ZM195 91H196V89H195ZM206 91H207V89H206ZM205 91V92H206ZM216 91V92H217ZM232 91V90H231ZM236 91V90H235ZM234 91V92H235ZM244 91H246V90H244ZM243 91V92H244ZM128 92H129V90H128ZM161 92V91H160ZM171 92V91H170ZM182 92H184L183 90H182ZM190 92V91H189ZM193 92H194V90H193ZM199 92V91H198ZM197 92V93H198ZM207 92H209V91H207ZM59 93H64L65 95H61L62 97H64L65 96V98H68L69 99V101H71V104L70 103H68V102H66L67 101V99H66V101H64L65 102V104L66 105H63L64 104V102H63V104H61L62 102H60V101H63V100H65V99H63V100H60L58 97L59 96H57V94L59 95ZM113 93H115V92H113ZM135 93H137V92H135ZM150 93H152V91H150ZM161 93V94H162ZM165 93H168L167 91H165ZM165 93H163V94H165ZM195 93V92H194ZM203 93V92H202ZM245 93V92H244ZM118 94V93H117ZM119 94V95H120ZM157 95H158V93H156ZM160 94V95H161ZM169 94V93H168ZM178 94V93H177ZM233 94V93H232ZM137 95V94H136ZM181 95V94H180ZM179 95V96H180ZM194 95H196V94H194ZM203 95V94H202ZM204 95H206V93H204ZM249 95V96H250ZM55 96H57V98L59 99H55L56 97ZM86 96L87 97H91V98H93L94 100L96 99V100H98L97 102L98 103H100V105L98 104V103H96V105L98 104L99 106H98V108L99 109H95V108H93L94 110H96V112H93L92 110V112L91 111H89L88 110V108L87 107H82V105H81V107H76L75 108V106L73 107V106H71L72 104L74 105V103H72V102H78V103H83L84 102V100H86ZM124 96V95H123ZM122 96V97H123ZM138 96V95H137ZM140 96V95H139ZM138 96V97H139ZM153 96V95H152ZM152 96H151V98H152ZM164 96H166V95H164ZM163 96V97H164ZM198 96V95H197ZM207 96V95H206ZM252 96L254 97V98H252ZM137 97V98H138ZM181 97V96H180ZM199 98H197V99H199V101L201 100V98H200V96H198ZM204 97V96H203ZM236 97H238V96H236ZM61 98V97H60ZM205 98V97H204ZM244 98V97H243ZM62 99V98H61ZM139 99V98H138ZM137 99V100H138ZM168 99V98H167ZM178 99V98H177ZM187 99V98H186ZM206 99H208V98H206ZM233 99H234V97H233ZM246 99H247V97H246ZM264 99V98H263ZM154 100V99H153ZM204 100V99H203ZM202 100V101H203ZM238 100V99H237ZM240 100V99H239ZM259 100V99H258ZM257 100V101H258ZM133 101V100H132ZM155 101V100H154ZM174 101V100H173ZM180 101H181V99H180ZM235 101H236V99H235ZM243 101V100H242ZM172 102V101H171ZM198 102V101H197ZM231 102V101H230ZM232 102H234V101H232ZM244 102V101H243ZM263 102V101H262ZM85 104H87L86 102H84ZM133 103V102H132ZM241 103V102H240ZM249 102H247V104H248ZM264 103V102H263ZM77 104V103H76ZM110 104H112V105H110ZM186 104V103H185ZM200 104H201V102H200ZM230 104V103H229ZM261 104V103H260ZM78 105V104H77ZM90 104H88V106H89ZM113 105H114V107H116V111L114 112V110H113ZM202 105V104H201ZM231 105V104H230ZM78 106H80V105H78ZM87 106V105H86ZM203 106H206V105H204V102H203V105H202V107ZM248 106V105H247ZM257 106V105H256ZM173 107H175V106H173ZM177 107V106H176ZM193 107H195L196 108V106H195V104H194V106ZM89 108H90V106H89ZM97 108V107H96ZM112 108V109H111ZM169 108V107H168ZM207 108V107H206ZM230 108V107H229ZM247 108V107H246ZM170 109V108H169ZM203 109V108H202ZM200 110V112L201 111H205L204 109L203 110ZM208 109V108H207ZM210 109H211V107H210ZM233 109V108H232ZM243 109V108H242ZM196 110V109H195ZM198 110V109H197ZM239 110H241V109H239ZM245 110V109H244ZM172 111V110H171ZM177 111V110H176ZM183 111V110H182ZM207 111V112H206ZM205 112H203V115H205V116H207V113L209 112L208 110H206ZM236 111H238V110H236ZM172 112H175V111H172ZM180 112V111H179ZM191 112V111H190ZM228 112V113H227ZM251 112V111H250ZM206 113V114H205ZM239 113V112H238ZM241 113H242V110H241ZM181 114V113H180ZM212 113H210V115H209V113H208V116H210L211 117V115H213ZM218 114V115H217ZM179 115V114H178ZM192 115V114H191ZM200 115V114H199ZM188 116H190V114L188 115ZM207 116V117H208ZM228 116V115H227ZM231 116V115H230ZM229 116V121H231L230 120V117ZM255 116H256V114H255ZM200 117H202L203 119H204V117L201 115ZM211 117V118H212ZM224 117H225V115H224ZM209 118V117H208ZM211 118H209V119H207L206 121L207 122H209V123H211ZM213 118H212V120H213ZM220 118V117H219ZM218 118V119H219ZM225 118H228V117H225ZM239 118V117H238ZM238 118H237V120H238ZM222 119V118H221ZM186 120V119H185ZM202 120V119H201ZM217 120V119H216ZM220 120V119H219ZM223 120H224V118H223ZM227 120V121H228ZM99 121H105V123H108V129L110 128V126L112 127V129H114V132H111L112 130H110V132H111V134L112 135H110V136H119V139H121L120 141H118V140H115V139H108L107 140V138L105 137L106 135H108L107 133H105L104 134V132H105V130H107L106 128L105 129H103L104 130V132H103V134H101V133H98L100 130V128H101V126H100V128L97 130V131H95V129L93 130V128L92 127H94L93 126V124L96 122H99ZM181 121V122H180ZM215 121V120H214ZM228 121V122H229ZM235 121H236V119H235ZM219 122V121H218ZM224 122V121H223ZM251 122V121H250ZM102 123H104V122H102ZM103 124V125H105V127L107 126L106 124ZM189 123H191L190 121H189ZM193 123V122H192ZM204 123V122H203ZM206 123V122H205ZM209 123H207V124H209ZM214 123V122H213ZM230 123V122H229ZM233 123V122H232ZM216 124H217V122H216ZM215 123L214 124H212V125H216ZM226 124V123H225ZM224 124V125H225ZM228 124V123H227ZM226 124V125H227ZM236 124V123H235ZM98 125V124H97ZM96 124H95V127L97 126ZM99 125H101V123L99 122ZM223 125V126H224ZM189 126H190V128H189ZM218 126V125H217ZM228 126V125H227ZM230 126V125H229ZM228 126V127H229ZM246 126V125H245ZM94 127V128H95ZM99 127V126H98ZM97 127V128H98ZM194 127V126H193ZM198 127V126H197ZM216 127V126H215ZM225 127V126H224ZM231 127V126H230ZM236 127V126H235ZM234 127V128H235ZM96 128V129H97ZM209 128H211V127H209ZM251 128V127H250ZM102 129V128H101ZM195 129V128H194ZM249 129V128H248ZM193 130V129H192ZM225 130V129H224ZM244 130V129H243ZM107 131H109V130H107ZM217 131H220V130H217ZM237 131H239V129L237 130ZM261 131V130H260ZM241 132H242V130H241ZM259 133V132H258ZM99 134H101V135H99ZM204 134V133H203ZM207 134H209V133H207ZM238 134V133H237ZM241 134V133H240ZM248 134V133H247ZM205 135V134H204ZM225 135V134H224ZM251 135H252V133H251ZM251 135H249V137L251 136ZM196 136V137H195ZM253 136V135H252ZM252 136L250 137V138H252ZM194 140L193 141H195L196 140V138H197V134H195L194 135ZM256 137V136H255ZM201 138V137H200ZM203 139V138H202ZM229 139V138H228ZM257 139V138H256ZM215 140V139H214ZM217 140H218V138H217ZM249 140L250 139H248V141L246 142V143H248L249 142ZM251 140H253V139H251ZM250 140V141H251ZM186 141H188V142H190V143H185ZM206 141V140H205ZM243 141V140H242ZM244 141H246V140H244ZM257 141V140H256ZM196 142V141H195ZM195 142H193V143H195ZM205 143V142H204ZM240 143V142H239ZM244 143V142H243ZM250 143V142H249ZM252 143H253V141H252ZM251 143V144H252ZM255 143V142H254ZM254 143L252 144V145H254ZM256 143H258V142H256ZM256 143H255V145H256ZM262 143H264V140H263V142ZM196 144V143H195ZM197 144H199V143H197ZM251 144H249V145H251ZM191 145V144H190ZM241 145V144H240ZM243 145H245V144H243ZM248 144H246V146H247ZM254 145V148H253V150L251 149V148H249L250 149V151L252 150L253 152H255V150L257 149L258 150V147L256 148V146ZM263 145V144H262ZM187 146H185V147H187ZM246 146H245V148H246ZM258 146H259V144H258ZM196 147V146H195ZM205 147V146H204ZM203 148V147H202ZM201 148V149H202ZM235 148V147H234ZM146 149H148L149 151H150V154H148L147 155V153L146 154H144L145 152H147V151H145ZM184 149H186V152H185V150ZM198 149V148H197ZM210 149V148H209ZM233 149V148H232ZM248 149V150H249ZM263 149H264V146H263ZM188 150H189V152H188ZM245 150H247V149H244L243 151H244V153L243 154H245V152H248V150L247 151H245ZM143 151H144V153H143ZM190 151L192 152V153H190ZM206 151H207V149H206ZM211 151V150H210ZM242 151V152H243ZM249 151V152H250ZM251 151V153L250 154H252L251 155V158H253V160L255 159H257V157L255 158L254 157V155H256V152L255 153H253ZM135 153L137 156H135V157H138L139 158V161H137V162H139V164H140V167L139 168H141L139 171L137 170V173H136V175L135 174H133L132 172H130V169H129V166L127 165V161L130 159V157H129V153ZM196 152H197V150H196ZM203 152V151H202ZM213 152V151H212ZM237 152V151H236ZM248 152V153H249ZM199 153H201V152H199ZM229 153V152H228ZM227 153V154H228ZM233 154L235 153V152H232ZM248 153H246V155L248 154ZM39 154H42L43 156L41 157V159L40 160H38V158L37 157H40V155ZM216 154V153H215ZM222 154V153H221ZM241 154V153H240ZM250 154H249V156H250ZM257 154H258V151H257ZM205 155V154H204ZM203 155V156H204ZM237 155H239V154H234V156H237ZM245 155V156H246ZM259 156L261 155L260 153L258 154ZM263 156H264V154H262ZM219 156V155H218ZM224 156H225V154H224ZM244 156V157H245ZM253 156V157H252ZM257 156V155H256ZM29 157V161L31 160V162H32V164H31V166L29 167V168H26V166H25V159L26 158H28ZM206 157V156H205ZM230 157H232V156H230ZM239 157H240V155H239ZM243 157V156H242ZM241 157V158H242ZM248 157V156H247ZM31 158V159H30ZM219 158V157H218ZM221 158V157H220ZM219 158V159H220ZM246 158V157H245ZM259 159H260V157H258ZM132 159V158H131ZM135 159V158H134ZM208 159V158H207ZM224 158H222V161H219V162H223V161H225V159L223 160ZM227 159V158H226ZM250 159V158H249ZM248 158H247V160H249ZM27 160V159H26ZM136 160H138V159H136ZM182 160L184 161L185 160V163H183L182 162ZM218 160V159H217ZM243 160V159H242ZM262 160V159H261ZM263 160H264V158H263ZM262 160V161H263ZM28 160L26 161V162H29ZM250 161H252V159H250ZM259 160L257 159V162H258ZM261 161V162H262ZM45 164H44V163ZM130 162H132V161H130ZM136 162V163H137ZM249 162V161H248ZM253 162V161H252ZM11 163H13V164H11ZM39 163H41V165L43 166H41V165H38ZM43 163V164H42ZM133 163H134V161H133ZM135 163V166L138 164H136ZM181 163H183V164H186L187 165V167H186V169H184V168H182L183 167V165H181ZM209 163V162H208ZM214 163V162H213ZM244 163V162H243ZM255 163V162H254ZM258 163H260V162H258ZM28 164H30V163H28ZM64 164V165H65ZM84 164V163H83ZM138 164V165H139ZM222 164H224V162L222 163ZM222 164H221V166H222ZM51 165H54V164H52L51 163ZM51 165H50V167H51ZM62 166V167H65V166ZM71 165V164H70ZM70 165H69V167H70ZM86 165H88V163L86 164ZM85 165V166H86ZM91 165V164H90ZM90 165H89V167H90ZM38 166V167H37ZM46 166V165H45ZM48 166V165H47ZM55 166V165H54ZM92 166V165H91ZM217 166V165H216ZM218 166H219V164H218ZM253 166V167H252ZM252 168H246V171L248 170V174H250L252 177H250V178H253V175H255V173H254V171H255V167H254V165L252 164ZM53 167V166H52ZM68 166H66L65 168H67ZM69 167L67 168L68 170H70L69 169ZM87 167V166H86ZM133 167V166H132ZM54 168V167H53ZM56 168V167H55ZM134 168V167H133ZM136 168V167H135ZM138 168V167H137ZM138 168V169H139ZM209 168V169H208ZM222 168H223V166H222ZM226 168V167H225ZM262 168V167H261ZM28 169V170H27ZM46 169V168H45ZM48 169V168H47ZM51 169V168H50ZM62 169V168H61ZM64 169V168H63ZM75 169V168H74ZM77 169V168H76ZM82 170V168H78V170ZM245 169V168H244ZM27 170V171H26ZM51 170H53V169H51ZM78 170H77V172H78ZM84 170V169H83ZM232 170V169H231ZM256 170H259V169H257L256 168ZM25 171V172H24ZM46 171V170H45ZM50 171V170H49ZM53 171H55V170H53ZM61 171V170H60ZM67 171V170H66ZM71 171V170H70ZM70 171H69V173H70ZM132 171V170H131ZM135 171V170H134ZM216 171V170H215ZM22 172H24V173H22ZM232 172V171H231ZM234 172V171H233ZM42 173L44 174V172L42 171ZM49 173V172H48ZM58 173H59V171H58ZM63 173V172H62ZM20 174H22L21 176H20ZM45 174H46V172H45ZM86 174H88V173H86L85 172V175ZM214 174V173H213ZM213 174H210V175H213ZM232 174H234V173H232ZM51 176L53 175L52 173L50 174ZM50 175H47L48 177H50ZM55 175V174H54ZM60 175H61V173H60ZM73 175V174H72ZM210 175L208 176V177H210ZM249 175V176H250ZM40 177H43V176H41V175H39ZM59 176V175H58ZM69 176H70V174H69ZM91 176H93V177H91ZM248 176V177H249ZM20 177V178H19ZM24 177V176H23ZM27 177L28 176H26V182L28 183V185H29V182H31V181H27ZM30 177H28V178H30ZM66 177V176H65ZM84 176H83V178H85ZM207 177V178H208ZM243 177H245V176H243ZM19 178V179H18ZM30 178V179H31ZM36 178H38V177H36ZM51 178V177H50ZM54 178H56V177H54ZM53 178V179H54ZM62 178H63V176H62ZM218 178V179H217ZM235 178V177H234ZM241 178V177H240ZM18 179V180H17ZM46 179V178H45ZM44 179V180H45ZM76 179V178H75ZM80 179V178H79ZM86 179V178H85ZM96 179V178H95ZM98 179V178H97ZM34 180V179H33ZM38 180V179H37ZM62 180V179H61ZM69 180V179H68ZM67 180V183H69L70 184V182ZM71 180H73V179H71ZM77 180V179H76ZM103 180V179H102ZM232 180H234V179H232ZM250 180V179H249ZM22 181V180H21ZM41 181H42V178H41ZM54 181H56V180H54ZM59 181H60V179H59ZM78 181V180H77ZM241 180L239 179V182H240ZM37 182V181H36ZM35 182V183H36ZM47 181H45V183H43L44 184V186L45 185H47V183H46ZM57 182V181H56ZM73 182V181H72ZM92 182H94V183H97V186L96 187H94V185H93V183ZM207 182V183H206ZM230 182V181H229ZM236 182H237V180H236ZM18 183V182H17ZM20 183V182H19ZM18 183V184H19ZM52 183V182H51ZM57 183H59V187H60V184H62L63 185V183H60V182H57ZM86 183H88L87 185H86ZM22 184V183H21ZM34 184V183H33ZM32 184V185H33ZM37 184V183H36ZM35 184V185H36ZM42 183L40 182V185H41ZM48 184H50V182L48 183ZM53 184H54V182H53ZM69 184H66V185H69ZM72 184V183H71ZM84 184V185H83ZM243 184H245V185H243ZM15 185V186H14ZM20 185V184H19ZM34 185V186H35ZM37 185H39V184H37ZM39 185V186H40ZM57 185V184H56ZM90 185V186H89ZM92 185V186H91ZM207 185V186H206ZM214 185V184H213ZM219 185V184H218ZM235 185V184H234ZM237 185H238V182H237ZM243 185V186H242ZM44 186L42 187V186H40V187H42V188H40V189H38L39 187H34L35 189L37 188L38 189V191L39 190H43V191H40V193L38 194L39 196L41 195V192H45L44 194H46V202H44L45 201V199H43L42 201H43V204L44 203H48L47 202V200H48V198H49V196L51 197V195H49V193L47 194L46 192H51L50 190L49 191H44ZM49 186L50 185H47V186H45V187H47V189L49 188ZM52 184H51V189H52ZM69 186H71V185H69ZM73 186H74V183H73ZM89 186V187H88ZM208 186V187H209ZM19 187V186H18ZM21 187H22V185H21ZM25 187H27V186H25ZM30 188H31V186H29ZM29 187H27L28 189H30ZM54 188H55V186H53ZM58 187V188H59ZM62 187V186H61ZM60 187V188H61ZM63 187H65V186H63ZM85 187H87L86 189H85ZM234 187V186H233ZM236 187V186H235ZM57 188V187H56ZM219 188V187H218ZM32 189V188H31ZM30 189V190H31ZM34 189V190H35ZM46 189V188H45ZM46 189V190H47ZM62 189H65V188H62ZM61 189V190H62ZM164 189L166 190V189H168L167 191H171L172 193H167L166 191V194H164L163 192H164ZM216 189H217V187H216ZM215 189V190H216ZM221 189V188H220ZM219 189V190H220ZM224 189V188H223ZM238 189H240V188H238ZM17 190H19L18 188H17ZM24 190V189H23ZM27 190V189H26ZM33 190V189H32ZM31 190V191H32ZM34 190H33V192L32 193H34ZM55 190V189H54ZM183 190H186L185 192H186V194L188 193L187 191H196L197 193H194V194H192L191 196L189 195V196H186V194H184L185 192L183 191ZM22 191V190H21ZM20 191V192H21ZM36 191V194L38 193V191L37 190H35ZM52 191H53V189H52ZM89 191V190H88ZM254 191V192H253ZM23 192V191H22ZM58 192H60V191H58ZM176 192V193H175ZM178 192V193H177ZM208 192H210V193H208ZM218 192V191H217ZM220 192V191H219ZM218 192V193H219ZM16 193V192H15ZM24 193V192H23ZM31 193V194H32ZM54 193V192H53ZM62 193H63V191H62ZM62 193H60L61 195H63ZM86 193V192H85ZM192 193V192H191ZM206 193H208L209 195H207L206 196ZM224 193V192H223ZM7 194V193H6ZM9 194H11L10 192H9ZM17 194H19V192L17 193ZM22 194V193H21ZM26 194H27V192H26ZM44 194H42V195H44ZM55 194V193H54ZM54 194H52V197L54 196ZM98 194V195H99ZM220 194V193H219ZM1 195V194H0ZM5 195V194H4ZM4 195H1L2 197L4 196ZM13 195V194H12ZM12 195H10V196H12ZM33 195V194H32ZM41 195V196H42ZM47 195H49L48 197H47ZM56 195V194H55ZM102 195V194H101ZM263 195H264V193H263ZM6 196V195H5ZM8 196V195H7ZM9 196V197H10ZM14 196V195H13ZM19 196V195H18ZM22 195H20V197H21ZM28 196H29V194H28ZM35 196V195H34ZM57 196V195H56ZM89 196H90V194H89ZM93 196V195H92ZM91 196V197H92ZM97 196V195H96ZM219 196V197H218ZM261 196V197H260ZM15 197V196H14ZM17 197V196H16ZM33 197V196H32ZM63 197V196H62ZM65 197V198H66ZM81 197H83V198H81ZM100 197H102V196H100ZM259 197V198H258ZM1 198V197H0ZM7 198V197H6ZM5 198V199H6ZM19 198V197H18ZM27 198V197H26ZM36 198H37V196H36ZM35 198V203H37L36 202V199ZM56 198V200H53V201H56V203H60L61 201L60 200H58V202H57V199H60V198H58V196L57 197H55L54 196V199ZM81 198V199H80ZM239 199V200H236V199ZM4 199V198H3ZM9 199H11V200H13L11 197L9 198ZM29 199H30V197H29ZM52 199V198H51ZM64 199V198H63ZM11 200H8V201H10L9 203H10V207H12L11 206ZM16 200V199H15ZM22 200V199H21ZM62 200V199H61ZM65 200V199H64ZM66 200H65V202H66ZM89 200V199H88ZM226 200L228 201L227 202V206H226V208H224L225 206L224 205H226ZM260 201V203H262V204H260L259 203V201ZM1 201V200H0ZM5 201V200H4ZM8 201H7V203H8ZM18 201V200H17ZM49 202H53V201H51V200H48ZM60 201V202H59ZM69 201V202H68ZM225 201V202H224ZM230 201V202H231ZM254 201H258L257 203L255 202L254 203ZM22 203H24V205H26L25 204V202H27V201H21ZM31 202H33V201H31ZM62 202H63V200H62ZM64 202V203H65ZM235 202V203H236ZM251 202H253V203H251ZM3 203H5V202H3ZM3 203H0V205L2 206L3 205ZM7 203H6V206H7ZM18 204L20 203V202H17ZM38 203H40V202H38ZM37 203V204H38ZM89 203H90V201H89ZM225 203V204H224ZM242 203V202H241ZM242 203V204H243ZM251 203V204H250ZM259 203V204H258ZM13 204H15V203H13ZM27 204H29V203H27ZM46 204H44L45 206V208L47 207V210H48V206H49V204H51V203H48V206H46ZM52 204V205H53ZM61 204V203H60ZM87 204V203H86ZM231 204H232V202H231ZM237 204V203H236ZM239 204V203H238ZM253 204V205H252ZM22 205V204H21ZM23 205V206H24ZM33 205H34V203H33ZM36 205V204H35ZM40 205V204H39ZM51 205V206H52ZM230 205V206H229ZM234 206H235V204H233ZM244 205V204H243ZM246 205V204H245ZM250 205H252V206H250ZM1 206H0V208H1ZM14 206V205H13ZM27 206H30V205H27ZM50 206V207H51ZM69 206H67L68 208H69ZM84 206H85V204H84ZM236 206H238V205H236ZM255 206V205H254ZM255 206V207H256ZM33 207V209L35 208V206H32ZM39 207L40 206H38V209H39ZM87 207V206H86ZM246 207V206H245ZM6 208V207H5ZM5 208L2 206V210H4L3 212H5ZM9 207H7V209H8ZM27 208V207H26ZM30 208V207H29ZM37 208V207H36ZM35 208V209H36ZM42 208V207H41ZM52 208V207H51ZM66 208V207H65ZM88 208V207H87ZM226 209L225 211H224V214L222 215V213L221 212H223V211H221V210H224V209ZM233 208H235V207H233ZM262 208H263V210H262ZM12 209V208H11ZM58 209V210H59ZM67 209V208H66ZM176 209L177 210H179V209H183V211H184V214H183V216L182 217H180V215H179V218H178V216H177V214H179V213H177L176 214V216H174L175 214H174V212H176ZM258 209V208H257ZM256 209V210H257ZM258 209V210H259ZM9 210V209H8ZM8 210H7V212H8ZM14 210V209H13ZM12 210V211H13ZM31 210V209H30ZM30 210L27 208L26 209V211H25V209L23 208V211H25L26 212V215H28V216H30V215H32V214H30V213H32V211L30 212ZM44 210L45 209H43V211L42 212H44ZM47 210H46V212H47ZM51 210V209H50ZM49 210V211H50ZM56 210V209H55ZM57 210V211H58ZM229 210V209H228ZM233 209H231V211H232ZM252 210H255V208L253 207V209ZM252 210H250V213H247L245 210H244V213H242L241 214V216L243 215V217L244 216H246V215H244L245 214V212H246V214H250V216H251V214L252 215H254L253 213H251L252 212ZM255 210V211H256ZM11 211V210H10ZM9 211V212H10ZM12 211L9 213V214H11L12 213ZM34 211V210H33ZM37 211V210H36ZM36 211H34L35 213H36ZM231 211H229V212H231ZM260 211V212H261ZM0 212H1V209H0ZM14 212H15V210H14ZM13 212V215H15L16 213H14ZM25 212H24V214H25ZM40 212V210L38 211V213ZM42 212H40L39 214H41ZM45 212V213H46ZM55 212V211H54ZM59 212V211H58ZM57 212V213H58ZM91 212V213H90ZM257 212V211H256ZM19 213V212H18ZM34 213V214H35ZM38 213H36V215H39ZM56 213V212H55ZM63 213V214H62ZM67 213V212H66ZM71 213L73 214V215H71ZM77 213V214H76ZM255 213V212H254ZM261 213H263V212H261ZM260 213V214H261ZM1 214V213H0ZM33 214V215H34ZM48 214V213H47ZM181 214V213H180ZM227 214V215H226ZM235 214V213H234ZM259 214V213H258ZM5 215H7V214H5ZM18 215V214H17ZM16 215V216H17ZM26 215H25V217H26ZM32 215V216H33ZM42 215H44V213L42 214ZM41 215V216H42ZM56 215H59V213L58 214H56ZM209 215H210V217L212 216V219H210V221L208 220L210 217H209ZM261 215H264V213L263 214H261ZM1 216H3L2 214H1ZM16 216H14L15 218H14V222L13 221H11V223L13 222L14 224L11 226V224H10V227H12L11 228V231H12V229H13V227H15V229L17 228L16 226H18V228L20 229V226H19V224L21 223L20 222V220L22 219V220H24L23 222L26 224L27 222H26V220L28 219L29 220V218H27L26 220H25V218H24V216L23 217H21L22 215H18V216H20L21 217V219L20 218H16ZM47 217V220L46 219H44V220H46L47 222H48V224H50L51 223V221H48L49 220V218H48V215H46ZM83 216V217H84ZM175 218H177V219H175ZM207 216H208V218H207ZM226 216V217H225ZM248 216V218H249V215H247ZM255 216V215H254ZM253 216V217H254ZM256 216H258V215H256ZM33 217H35V215L33 216ZM44 216H42V217H40V218H43ZM61 217V216H60ZM61 217V218H62ZM261 217V216H260ZM263 217V216H262ZM261 217V218H262ZM11 218V217H10ZM13 218V217H12ZM24 218V219H23ZM45 218V217H44ZM81 218V217H80ZM225 218H228L229 220H227V219H225ZM252 218V217H251ZM257 218V217H256ZM8 219H9V217H8ZM7 219V220H8ZM20 219V220H19ZM36 219V218H35ZM179 219V220H178ZM208 220V226H210V222H211V224L212 223H217V224H219L220 225V223H223V222H225L224 224H222V225H220V226H218V227H223L224 229H225V231H224V233H228V234H230V232H231V236L230 237H228V234L226 233L225 234V236H224V234L223 235H221V236H224L223 237V239H221V236L220 237H218V239L220 240L218 243H216V239H214V237H212L210 234H214V233H211L212 231H218V227H216L215 225V223H214V226L216 227V229H214V230H212L211 232L209 231V230H211V228H209V227H207V226H204V229L207 227V228H209L208 229V233L210 232V234H209V236L206 234V229H205V231H203V227H201V223H200V221L201 222H204L205 220ZM243 219V218H242ZM259 219V218H258ZM264 219V218H263ZM10 220H12V219H10ZM33 220H34V218H33ZM43 220V221H44ZM84 220V219H83ZM226 220V221H225ZM252 220V219H251ZM262 220V219H261ZM81 221V220H80ZM93 221V220H92ZM91 221V222H92ZM213 221V222H212ZM246 221V220H245ZM247 221H249V219L247 220ZM259 221V220H258ZM31 222V221H30ZM34 222H36V220L34 221ZM34 222H32V223H34ZM50 222V223H49ZM109 222V223H108ZM229 222H227V223H229ZM249 222H251V221H249ZM8 223H9V221H6V218H4V217H1L0 218V225L1 226H3V225H5V227L8 225ZM37 223V222H36ZM74 223V224H73ZM79 223L80 222H78V225H79ZM86 223V222H85ZM96 223V222H95ZM243 223H245V222H243ZM28 224V223H27ZM41 224V225H42ZM90 224V223H89ZM248 223H246V225H247ZM24 225V224H23ZM39 226H40V223L38 224ZM38 225L36 226V227H38ZM91 225V224H90ZM94 225V224H93ZM197 225H200V230H202L203 232L202 233H204V234H202L203 236L206 234L207 236H208V238L206 237H204L205 239H206V243H205V248H203V251L201 252V255L199 256V249H196V248H198L199 246H198V239L199 238H201L202 239V237H201V235H200V237H198V239L196 240V235H195V233H193L194 231H192V229H194V228H197L198 230H199V226H197ZM203 225V224H202ZM206 225V224H205ZM213 225V224H212ZM211 225V226H212ZM225 225V226H224ZM244 225V224H243ZM248 225H250V224H248ZM0 226V227H1ZM245 226V225H244ZM9 226H7V228H8ZM34 227V226H33ZM35 227V228H36ZM44 227H43V230H44ZM81 227H82V224H81ZM92 227V226H91ZM228 227V226H227ZM247 227H250V226H247ZM2 228V227H1ZM0 228V229H1ZM6 228V229H7ZM30 228H32V227H30ZM40 228H41V226H40ZM102 228V227H101ZM100 228V230H102ZM220 228V229H221ZM229 228V227H228ZM28 229V228H27ZM33 229V228H32ZM31 229V230H32ZM39 229V228H38ZM38 229H36L35 230V234H36V231L38 230ZM72 229V228H71ZM79 229H80V226H79ZM213 229V228H212ZM234 229H236L235 227H234ZM233 229V230H234ZM256 229V228H255ZM2 230H4V232H5V228L4 229H2ZM21 230V229H20ZM41 230H42V228H41ZM40 230V231H41ZM73 231H74V229H72ZM88 230H90V229H88ZM117 230H119L123 235H124V237L125 238H123V240L125 239L126 241V244H124L123 245V242L124 241H121V242H119V237H118V239H117V235H119V233H118V231ZM196 230V229H195ZM222 230V229H221ZM258 230V229H257ZM8 231V230H7ZM6 231V232H7ZM15 230H13L12 232H14ZM18 231V230H17ZM16 231V232H17ZM33 231V230H32ZM87 231V230H86ZM117 231V232H116ZM223 231H221V232H223ZM246 231H247V233L248 234H245L246 233ZM5 232V234H7ZM18 232H20V231H18ZM26 232V230H23V232H21V234L20 235H22V234H24ZM43 232V231H42ZM46 230H44V234L45 235H47L46 233ZM61 232V231H60ZM64 232H66V231H64ZM75 232V231H74ZM73 232V233H74ZM81 232H82V229H81ZM84 232V231H83ZM82 232V233H83ZM89 233H90V231H88ZM95 232V233H94ZM197 232H201V231H197ZM196 232V233H197ZM250 232V231H249ZM255 232V231H254ZM253 232V233H254ZM3 233V232H2ZM29 233H31V231H29ZM28 233V230H27V232L25 233V234H29ZM32 233H34V232H32ZM40 233V232H39ZM38 232H37V234H39ZM49 233V234H50ZM63 233V232H62ZM61 233V234H62ZM76 233V232H75ZM74 233V234H75ZM81 233V234H82ZM101 233H102V235H101ZM117 233V234H116ZM220 233V232H219ZM4 234V233H3ZM4 234V235H5ZM16 234V233H15ZM18 235H19V233H17ZM43 234V235H44ZM64 234V233H63ZM66 234V233H65ZM64 234V235H65ZM77 234V233H76ZM80 234V232H79V235H81ZM84 234H87V233H84ZM217 234H218V232H217ZM245 236H244V235ZM250 234H251V232H250ZM63 235V236H64ZM73 235V234H72ZM78 235V234H77ZM77 235H75V236H77ZM199 235V234H198ZM215 235V234H214ZM14 236H16V235H14ZM22 236H24L23 238H21V236L20 237H18V238H21L20 239V241L17 239V241H18V243L19 244H21L22 242L21 241H23L22 239H28V238H26L27 236H25V235H22ZM31 236H32V234H31ZM65 236H67V234L65 235ZM82 236H84V235H82ZM86 236V235H85ZM85 236H84V240H85ZM110 236H114L115 238H113L114 239V242H113V240L110 238ZM119 236H121V234L119 235ZM218 236V235H217ZM226 236L228 237V238H226ZM1 237H2V235H1ZM4 237V236H3ZM2 237V238H3ZM7 236H5L4 238H6ZM12 237V236H11ZM10 237V238H11ZM17 237V236H16ZM16 237H15V239H13V241H15L16 240ZM29 237V236H28ZM48 237V236H47ZM73 237H74V235H73ZM72 237V238H73ZM87 237V236H86ZM90 237V236H89ZM123 237V236H122ZM264 237V236H263ZM31 237H29V242H31L30 240H32V239H30ZM33 238V237H32ZM38 238V237H37ZM57 238V242L56 243H58V242H60V244L62 245V247H63V244H64V240H65V238H64V240H61L60 241V236H58V237H56ZM56 238H54V239H56ZM71 237H69V239H70ZM79 238V237H78ZM77 238V239H78ZM93 238L92 239H90L91 240V243L92 242H94V244H92V246L93 245H95V241H92L93 240ZM121 238V237H120ZM226 238V239H225ZM252 238V237H251ZM250 238V239H251ZM1 239V238H0ZM34 239V238H33ZM39 239V238H38ZM53 239V240H54ZM76 238H75V240H77ZM80 240H81V238H79ZM89 239V238H88ZM111 239V240H110ZM122 239V238H121ZM218 239H217V241H218ZM225 239V240H224ZM264 239V238H263ZM71 240V239H70ZM79 240V241H80ZM89 240V241H90ZM195 240V241H194ZM222 240H224L223 241V243H222ZM257 240V239H256ZM3 241H5V239L3 240ZM2 239L0 240V243L2 244ZM6 241H8V240H6ZM5 241V242H6ZM12 241V239L10 240V242ZM12 241V242H13ZM16 241V242H17ZM26 241V240H25ZM74 241V240H73ZM72 241V242H73ZM88 241V240H87ZM201 241V240H200ZM204 240L202 239V241L200 242V243H202ZM260 241V240H259ZM5 242H4V244L3 245H5ZM63 244H62V243ZM66 242H68L67 241V238H66ZM65 242V243H66ZM205 242V241H204ZM28 243V242H27ZM69 243H71V241L69 242ZM76 243L78 244V242L76 241ZM85 243H86V241H85ZM88 243V242H87ZM121 243V244H120ZM219 243H222L221 245L219 244ZM249 243V242H248ZM247 243V244H248ZM0 244V245H1ZM10 244H13V243H9V245ZM14 244H15V247H16V244L17 243H15L14 242ZM23 244H25L24 242H23ZM22 244V245H23ZM31 244V243H30ZM55 244V243H54ZM59 244V243H58ZM57 244V245H58ZM77 244H75V246L77 245ZM80 244H81V242H80ZM79 244V245H80ZM97 244V243H96ZM161 244V246H162V244H163V246H162V248L159 246ZM203 244V243H202ZM219 246H218V245ZM70 245V244H69ZM67 246L66 247V244H65V247H66V250L69 252L70 251V253H68V252H66L65 250H62L63 252H61V253H63V254H61L62 256L64 255V253L66 252V253H68V257L69 258H71V256H72V259L74 258V256L71 254V253H73V252H71V251H74L73 249H75L74 247L75 246H72V244L70 245V246ZM90 245V244H89ZM98 245H95V247L96 246H98ZM190 245V246H189ZM191 245H194V246H196V247H193L192 246V248H190L191 247ZM218 247H217V246ZM252 245V244H251ZM159 246V248L158 249H162V250H164L165 248L167 249H165L166 251H165V255L167 256V254H168V251H169V253L170 254H168V256H171V253L173 252V251H175L176 249H179V250H177L178 252L180 251L181 252V250L184 252V250L186 251V253H185V255L187 254L188 256H187V259H186V257L183 259L182 257H181V259H182V261H181V259L179 260V257L182 255L183 256V254L184 253H182L181 255H179V253L177 252V254H178V256H172V257H174V258H170V257H166L165 255V257H163V256H160V257H158V259H157V255H155V253H157V252H159L158 250H156L157 249V247ZM201 246V245H200ZM4 247V246H3ZM9 247V246H8ZM10 247H12L11 245H10ZM14 247V246H13ZM12 247V248H13ZM20 247H22V246H20ZM52 247H54L53 246V244H52ZM58 248H62V247H60V246H57ZM77 247V246H76ZM79 247V246H78ZM84 247V246H83ZM90 247V246H89ZM89 247H87L86 246V248L84 249V250H87V248H89ZM94 247V246H93ZM92 247V248H93ZM99 247H97V248H99ZM189 247V248H188ZM1 248V247H0ZM17 249H18V245H17V247H16ZM16 248H14V250H17ZM35 248V247H34ZM55 248V247H54ZM91 247H90V249H92ZM200 249L202 248V247H199ZM251 248V247H250ZM258 248V247H257ZM3 249V248H2ZM11 249V248H10ZM23 249H25L24 247H23ZM76 249H80V248H76ZM96 249V248H95ZM95 249H92L90 252H96L95 251ZM181 249V250H180ZM187 249V250H186ZM248 249V248H247ZM4 250V249H3ZM13 250V249H12ZM20 250H22V249H20ZM45 250V249H44ZM48 250H49V248H48ZM84 251L83 250V248L82 249H80V251ZM97 250V249H96ZM156 250V251H155ZM161 250V251H162ZM196 250H198L199 252L197 253V251ZM1 251V250H0ZM4 251H6L7 252V250H4ZM18 251V250H17ZM23 251V250H22ZM59 252H60V250H58ZM65 251V252H64ZM81 251V252H82ZM88 251V250H87ZM86 251V252H87ZM10 252V251H9ZM20 252V251H19ZM25 252V251H24ZM45 251H43V253H44ZM46 252H48V251H46ZM166 252H167V254H166ZM251 252V251H250ZM4 253V252H3ZM14 253H16L15 251H14ZM21 253V252H20ZM58 253V252H57ZM97 253V252H96ZM96 253H94V254H96ZM98 253V254H99ZM154 253V254H153ZM161 253V252H160ZM174 253V252H173ZM1 254H2V251H1ZM11 254V257H12V254L13 253H10ZM39 254H41V253H39ZM39 254H37L36 253V255H38V258H41V256L39 257ZM70 254H71V256H70ZM74 254H75V252H74ZM76 254H77V252H76ZM78 254H79V256H77V258H76V261H77V259L81 256V259H82V255H80V253H79V250H78ZM83 254V253H82ZM88 253H86V255H87ZM93 254V253H92ZM94 254H93V256H94ZM162 254V253H161ZM163 254H164V252H163ZM162 254V255H163ZM264 254V253H263ZM21 255V254H20ZM20 255H19V257H18V253H17V255L14 257L13 256V258H8V257H6V256H8L7 255V253L5 254V257L7 258L6 260H5V258H0V260L2 259V261H1V263L2 264H19L21 261L19 260V258H21V257H23V256H21L20 257ZM25 255H27V254H25ZM35 255V254H34ZM56 255V254H55ZM65 255V256H66ZM84 255V254H83ZM89 256H88V258H90V254H88ZM102 255V256H103ZM173 255V254H172ZM176 255V254H175ZM253 255V254H252ZM251 255V256H252ZM260 255V254H259ZM29 256V255H28ZM28 256H26L27 258H25L24 257V259H28L30 262H31V260H32V257H29L28 258ZM30 256H32V255H30ZM254 256V255H253ZM252 256V257H253ZM257 256V255H256ZM256 256H254L255 258H256ZM0 257H4V254H2V256L0 255ZM57 257V256H56ZM59 258V260H60V255L58 256ZM84 257V256H83ZM98 257H100V255L98 256ZM260 257V256H259ZM30 258H31V260H30ZM33 258H34V256H33ZM44 258V257H43ZM53 258V257H52ZM55 258V257H54ZM74 258V259H75ZM94 258V257H93ZM96 258V257H95ZM103 258V257H102ZM251 258V257H250ZM262 258V257H261ZM264 258V257H263ZM4 259V260H3ZM9 259V260H8ZM22 259V258H21ZM23 259V261L25 262V261H28V260H24ZM51 259V258H50ZM99 259V258H98ZM108 259V258H107ZM252 259V258H251ZM254 259V258H253ZM260 259V258H259ZM41 260V259H40ZM53 260V259H52ZM55 261H50L49 263H47V264H53V262L54 263H56V262H58L57 261V259L55 258L54 259ZM62 260V259H61ZM93 260V259H92ZM92 260H89V261H92ZM95 260V259H94ZM246 260V259H245ZM22 261V262H23ZM38 262H40L39 260H37ZM64 261V260H63ZM73 261V260H72ZM71 261V263L72 264H74L73 262ZM83 261V260H82ZM81 261V262H82ZM109 261V260H108ZM259 261V260H258ZM264 261V260H263ZM19 262V263H18ZM21 262V263H22ZM38 262H36V264H38ZM43 262H45V261H43L42 260V262L41 263H43ZM68 262H70V259H69V261H67V262H64V263H68ZM80 262V263H81ZM88 262V261H87ZM0 263V264H1ZM20 263V264H21ZM27 262H25L24 264H26ZM60 262H58V264H59ZM63 263V262H62ZM63 263V264H64ZM92 263V262H91ZM185 263H187L186 261H185ZM254 263V262H253ZM258 263V262H257ZM261 263V262H260ZM28 264V263H27ZM30 264H33L32 262L30 263ZM61 264V263H60ZM157 264H158V262H157ZM161 264V263H160ZM184 264V263H183Z\"/></svg>",
	"mask_w": 264,
	"mask_h": 264
},
{
	"label": "rangeland",
	"instance_id": "obj_2",
	"mask_svg": "<svg viewBox=\"0 0 264 264\" xmlns=\"http://www.w3.org/2000/svg\"><path fill=\"white\" fill-rule=\"evenodd\" d=\"M1 2H0V5L2 6V4H3V6H5V4H7L8 3V1H10L8 4H7V6H5V8L6 9H10V14H11V16H13V17H15V18H13L14 19V21H16V23H17V21H19V24L20 25H22L21 23H23V24H25V22L27 23V22H31V19L33 18V23H35L34 21H35V19H36V21H37V19H39L40 21L38 22H36L35 23V26L36 27H38V31L40 32V31H43V33H41V34H44L45 32H48L49 31V29H48V27H46V26H53V25H55V26H53V30H55V31H49L51 34H53L54 33V35H52L53 36V38L55 39V40H52L53 38H51V40H50V37L49 36H51V34H49V32H48V34H46V35H44V36H46V37H44V36H42V35H40L39 36V38H38V46H39V50H37L36 51V53H38V55L39 54H41V59L43 58V56H44V58H45V60L49 57V58H53L54 60H52V58H51V60L50 59H47L46 61H48L49 63H46V61H45V63L46 64H51V62L54 64H51L52 66H54L55 67V64L57 65V67L56 68H58L59 67V69H63V68H65L66 66V73H67V69H68V71L70 72L69 74H71L72 73V75H74L75 76V78H77L76 77V75L79 77H81L80 79L82 80V77L84 76L85 77V79L83 78V81L86 83V81L89 83H87V85H88V87H89V85L90 84H92L93 83V86L94 87H96L97 86V84H105L106 83V85H104L105 87L107 86L108 87V93L112 96V94H114L115 96H113V97H116V95H117V97L119 98H125L126 96L125 95H127V97H129L130 98V96L133 94V96H131V102H130V104L132 105H135V104H139V100H141V98H142V94L140 93V90L141 89H144L145 87L147 88V87H149V88H152L151 90H147L148 91V94L150 95V101L151 102H154L155 104H158V106H162L161 108H163V106H164V104L163 103H161L162 101V99H163V101H164V103H165V106H164V109L167 107V105L166 104H168V107L170 108H168L167 107V111H165L164 113L166 114V112H171V114H176L177 116H179V117H181V121H185V122H187L188 124H192L191 126V128L193 129H190L191 130V135L193 134V131H194V135L195 134H197V138H196V142L195 141H193L194 140V138L196 137H194V135L192 136L193 137V139H191L190 140V142H188V141H186L185 143H190V144H186L185 146H187V145H189L190 147L192 146L193 147V145H194V147H193V149L194 148H196V150H197V152H196V150L194 149V150H191L194 154L195 153H197V154H199V155H202V158L205 160V162H206V164H209L210 165V167H212L211 165H214L215 164V166H214V168H211V170L209 169L208 170V172H211V173H206V175H205V177H203V181H208L209 179H210V181H211V178L213 177V176H218V178H219V180H217V181H215V182H217V183H212V181H211V183H209L211 186H207V188L205 187V189H211V188H213V187H215L216 186V184H217V189H216V187L215 188H213V191L215 192L216 191V193L215 194H217V195H220V197L221 196H223L222 194H225V196H226V194H227V196L228 195H231V194H233L234 192H237V191H239V190H241V187H239V186H241L240 184H242L243 182H245V180H247V182H245V183H248V181H249V183L250 182H252L253 180L252 179H254V177H256V176H258L259 174H256V172H258V173H262L263 175H264V160H263V158H264V156L262 155V154H264V149H263V146H264V143H262L263 142V140H264V96H262L263 98H261L260 99V95H259V93L260 92H258V95H255L254 97L256 98V96L258 97L257 98V100L256 99H249L250 97H251V95L249 94V89H243V88H245L246 87V85L247 86H249L248 85V79L249 80H251L253 83H255V81L257 82V84H259V83H263V80H264V50L262 49V48H264V42L263 43H260V41L262 42V40L264 41V31H263V28H264V26L262 27V25H264V20H263V22L261 21V20H259L260 19V15H261V12L259 11L260 9H262L261 11H264L263 9V7H264V0H260V2H259V0H235V1H237V2H235L234 0H211V2L212 3H214V1H215V4H217V5H214L213 4V7H214V9L215 10H212V11H210L209 13L211 14V12L213 13V14H215V15H212L211 14V16H209V18L207 19V16H206V19H205V17H203L202 15H201V12L200 11H202V9H204L203 7H202V5L201 4H203V3H201V2H203V1H201L200 3L197 1L196 3L194 2V3H190V1L191 0H179V2H178V0L176 1V0H126V2H125V0H120V2L122 3L121 5L124 7L123 9L125 10L126 8V12L128 13H126L125 11H123V13L122 14H120L121 13V11H122V6L120 7V6H118V2H119V0H104V2H103V0H88V2H90V3H88L87 2V0H86V5L88 4H90V6H86V5H84L83 6V4L81 3V0H78V1H80V3L78 2V4H76V1L75 0H50V1H48V3H47V5H49L48 7H50V9L47 7V5L45 4V1H47V0H45V1H41V0H14V1H11V0H0ZM2 1H4V3L2 2ZM39 1V2H38ZM63 1H64V4H63ZM75 6V8H74V6L70 3V2ZM73 1H75L74 3H73ZM83 1V0H82ZM85 1V0H84ZM92 1H94V2H98L99 4L102 2V3H104V4H102L101 3V5L100 6H102V8H99L98 9V7H100L98 4H97V6H96V3H94V2H92ZM100 1V2H99ZM124 1V2H123ZM155 1H156V4H158V5H156L155 4ZM172 1H174V2H172ZM241 1V2H240ZM248 1H250V2H248ZM28 2V3H27ZM30 2V3H29ZM36 2H38V4L36 3V7L34 6V12H33V10L30 8V7H33V6H31L32 4L33 5H35V3ZM58 2H59V4H58ZM111 3L112 5H110V4H108V3ZM116 2H117V7H120V10L116 7V5H114V4H116ZM133 2V3H132ZM142 2V3H141ZM145 2H148V3H145ZM184 2V3H183ZM186 2V3H185ZM190 4H189V3ZM218 2H219V5H218ZM222 2V3H221ZM248 2V3H247ZM256 2V4H254ZM11 3V4H10ZM43 3V6L41 5ZM54 3H56V6H57V4L60 6L61 4V6L59 7V9H61V10H59V9H57V7H55L54 5ZM67 3H69L70 5H67ZM126 3V5H127V3H128V6H126V5H123V4H125ZM129 3H130V5H129ZM141 3V4H140ZM149 3H151V4H149ZM163 3V4H162ZM180 3H181V5H180ZM183 3V4H182ZM198 3V4H197ZM236 5V7H235V5ZM241 3V4H240ZM259 3V4H258ZM260 3H261V6H260ZM52 4V5H51ZM65 4H66V7L68 6H70L69 8L72 10V11H74V12H76V11H80V12H82L83 10V12L82 13H78L79 15L80 14H82V15H80V16H82L81 18H80V16L77 14V12H76V14H74V13H72L71 12V10L68 12V13H66L67 12V9H66V7H65ZM79 4H80V6H81V4H82V10H80V9H78L80 6H79ZM92 4V5H91ZM93 4H95V5H93ZM110 5L109 7L108 6H106V5ZM161 4V5H160ZM171 4V5H170ZM194 4H197V5H194ZM243 4V5H242ZM258 4V5H257ZM8 5H10V7L8 6ZM29 5V6H28ZM38 5V6H37ZM40 5L42 6V7H44V5H46L45 6V8H44V10L41 12V11H37L38 10V8H41L42 9V7H40ZM72 5V6H71ZM77 5H78V8H77ZM136 5V6H135ZM150 5V6H149ZM152 5V6H151ZM175 5V11H174V14H175V12H176V14H178V15H174L173 17H172V15H173V12L172 11H170V8H173L174 9V6ZM199 5H201V6H199ZM238 5V6H237ZM241 5V6H240ZM0 6V7H1ZM2 6V7H3ZM11 6H13V7H11ZM27 7L29 10L28 11H24L23 12V9L22 8H24V7ZM96 6V7H95ZM106 7V9H104L105 7ZM114 8H113V7ZM135 7V9H134V7ZM138 6V7H137ZM146 6V7H145ZM172 6V7H171ZM189 6V7H188ZM193 6V7H192ZM195 6V7H194ZM218 6V7H217ZM220 6V7H219ZM235 8H234V7ZM240 6V7H239ZM259 6V7H258ZM8 7V8H7ZM22 9H20V8ZM51 7H52V9H51ZM63 7H65V10H64V8H63V10L64 11H66L65 12V14H64V11H62V8ZM86 7H92L91 8V13H90V9L88 10V11H86V13L87 14H85L84 12H85V9H86ZM95 7V8H94ZM110 9V8H112V9H108V8ZM140 7L142 8V9H144V10H142V9H140ZM249 7V8H248ZM257 7V8H256ZM36 8V9H35ZM73 8V9H72ZM81 8V7H80ZM97 8V10H95ZM153 8V9H152ZM166 8V9H165ZM179 8V9H178ZM227 8V9H226ZM229 8V9H228ZM232 8V9H231ZM233 8H234V11H236L235 12V14H233ZM237 8H239V9H237ZM260 8V9H259ZM8 9V10H9ZM12 9H14L13 11H12ZM15 9H16V11H15ZM17 9H19V10H17ZM75 9H76V11H75ZM101 9V11H98V10H100ZM102 9L104 10V11H102ZM108 9V10H107ZM117 11V9H118V12H120V13H118L117 12V14L118 15H120L121 16V18H119V16H114L113 15V18H115V19H117V17H118V22H117V20H115L114 19V21L112 20L113 18H112V16H110L111 15V13L112 12H110L109 14V17H110V19L108 18V12H106V11H115V10ZM134 9V10H133ZM137 9V10H136ZM155 9H157V11L155 10ZM169 9V11H167ZM172 9V10H173ZM197 9H199V11L197 10ZM201 9V10H200ZM213 9V8H212ZM250 9V10H249ZM253 9V10H252ZM48 10V11H47ZM95 10V11H94ZM139 10H140V12H139ZM180 10V11H179ZM239 10V11H238ZM245 10V11H244ZM258 10V11H257ZM52 11V12H51ZM59 11V13H57ZM98 11V12H97ZM115 11V12H116ZM143 11V12H142ZM192 11V12H191ZM213 11H215V12H213ZM237 11L239 12L238 14H237ZM254 11V12H253ZM256 11V12H255ZM22 12V13H21ZM49 12V13H48ZM62 14H61V13ZM71 12V15H69L70 17H72V19L70 18V21L72 20H74L75 18L74 17H76V18H80V20H79V24L81 23L80 21H82V19H84L83 21H82V23H84V24H86L87 25V22L89 23V20H90V23L91 22H95L94 23V25L92 26V23L90 24V26H92V27H90V26H82V23L80 24L81 26L80 27H82V29L79 27V24L76 26V24L78 23L77 21H78V19H77V21H76V19H75V21H73V22H71L70 23V21H68L67 19H64L65 18V16L66 17H68V15H66V14H69ZM93 12H94V14H93ZM106 12V13H105ZM115 12H113V13H115ZM131 12V13H130ZM138 13V14H135V13ZM157 12L159 13V14H157ZM161 12H162V14H161ZM171 12H172V14H171ZM190 12V13H189ZM199 12H200V14H199ZM203 12H204V10H203ZM203 12H202V14H203ZM23 13H25V14H23ZM30 13V14H29ZM49 14V16L47 15V14ZM52 13V14H51ZM53 13H54V16H52L53 15ZM90 13V14H89ZM97 13H101L100 14V16H98L99 14H97ZM103 13L105 14L104 16H103ZM125 13V14H124ZM141 13V14H140ZM144 13H147V14H145V15H143ZM263 14H264V12H262ZM13 14V15H12ZM39 14H42V15H39L40 17H38V15ZM50 14H51V16H50ZM92 14V15H91ZM116 14V13H115ZM116 14V15H117ZM134 14V15H133ZM153 14H155V15H153ZM161 14V15H160ZM229 14H232V15H236L235 17H234V19H233V16L232 15H229ZM248 14V15H247ZM252 15V16H250V15ZM254 14H256V15H254ZM262 14V15H263ZM32 15V16H31ZM47 15V16H46ZM63 15V16H62ZM74 17H73V16ZM76 15V16H75ZM77 15H78V17H77ZM86 16V17H84V16ZM94 15V16H93ZM126 15V16H125ZM127 15H129V16H127ZM132 17H131V16ZM137 15V16H136ZM142 17H141V16ZM169 15V17H167V16ZM171 15V16H170ZM182 15V16H181ZM190 15V16H189ZM204 15V14H203ZM238 15V16H237ZM262 15H261V17H262ZM17 16V17H16ZM30 16V17H29ZM57 18H56V17ZM89 16V17H88ZM107 16V17H106ZM136 16V17H135ZM213 16H215L214 18H213ZM244 16V17H243ZM254 16V17H253ZM258 16V17H257ZM49 17H50V19H49ZM52 17V18H51ZM54 17V18H53ZM61 19L62 17H64V18H62L61 20L59 19V18ZM88 17V18H87ZM98 17V18H97ZM128 17V18H127ZM129 17H131V18H129ZM138 17H140V18H138ZM149 17H151V18H149ZM156 19V21L153 19ZM156 17H158V18H156ZM173 19H172V18ZM192 17V18H191ZM210 17H211V19H210ZM226 17V18H225ZM232 17V18H231ZM240 17V19H238ZM249 17H251V19L249 18ZM252 17H253V19H252ZM264 17V16H263ZM262 17V18H263ZM22 18V19H21ZM35 18V19H34ZM41 18H44L45 20H43V21H41L42 19ZM69 18V17H68ZM74 18V19H73ZM112 18V19H111ZM125 18V19H124ZM138 18V19H137ZM143 18H145L144 20H146L147 21V24L149 25L150 24V27H151V25H152V28H148V29H152L153 31H151V32H153L152 34H150V30L148 31V29H147V31L144 29V28H142L141 27V21H142V19ZM169 18V19H168ZM172 20H171V19ZM201 18V19H200ZM214 20H213V19ZM254 18H255V21H254ZM256 18H259V19H257L258 20V22L259 23H257V21H256ZM25 19V20H24ZM55 21H54V20ZM56 19L57 20H60L61 21V23H60V21H56ZM64 19V20H63ZM87 19H89V20H87ZM91 19H93V21L91 20ZM120 19V20H119ZM123 19V20H122ZM131 21H130V20ZM148 19V20H147ZM164 19V20H163ZM248 20V21H246V20ZM264 19V18H263ZM53 21V23L51 22V24H49V22L48 21ZM67 20V21H66ZM112 20V21H111ZM127 20V21H126ZM154 20V21H153ZM159 20V21H158ZM168 20V21H167ZM174 20V21H173ZM193 20V21H192ZM207 20H210V21H207ZM217 20V21H216ZM253 21V22H251V23H254V25H256V23H257V26H256V28H254L253 26L254 25H252L251 23H249L250 21ZM21 21V22H20ZM63 21V22H62ZM111 22V24H109L110 22ZM152 22V24H151V22ZM164 21V22H163ZM178 21V22H177ZM214 21V22H213ZM54 22H55V24H54ZM56 22H57V24H56ZM86 22V23H85ZM114 22H115V24H114ZM134 22V23H133ZM150 22V23H149ZM188 22V23H187ZM248 22V23H247ZM41 23V24H40ZM68 23H70L71 24V26H70V28L72 29L73 27H74V29H75V26H76V28H77V30L75 29L74 31H73V29H72V31L73 32H67L66 31V35L69 33H71L70 35L72 36V37H70V35L69 36H67L66 37V35L65 34H61L62 32L63 33H65V31H62V29H61V27L63 28V26L65 25H68ZM76 23V24H75ZM114 25H113V24ZM126 23H127V26H126ZM131 23V24H130ZM163 23V24H162ZM172 23L174 24V25H172ZM177 23V24H176ZM204 23V24H203ZM214 23V24H213ZM244 24V26L243 25H241V29H240V26L239 27H237L238 25H240V24ZM47 24H49V25H47ZM72 24H75V26H73L72 27ZM121 24V25H120ZM122 24H124V26L122 25ZM128 24H130L131 26H128ZM138 26H137V25ZM166 24V25H165ZM190 24V25H189ZM219 24V25H218ZM246 24H247V26H246ZM39 25V26H38ZM97 27H96V26ZM135 25V26H134ZM162 25H163V27H162ZM178 25V26H177ZM195 25V26H194ZM196 25H197V28H196ZM213 25V26H212ZM237 25V26H236ZM249 25V26H248ZM259 25H261V26H259ZM41 26V27H40ZM42 26H44V27H42ZM50 26V27H51ZM112 26V27H111ZM134 26V30L135 31H133V27ZM154 26V27H153ZM160 26V27H159ZM176 26V27H175ZM192 26V27H191ZM245 28L246 27V30L243 28V27ZM250 26H252V27H250ZM41 28V30H40V28ZM46 27V28H45ZM83 27H85V28H83ZM90 27V28H89ZM95 27H96V29H95ZM115 27V28H114ZM119 27V28H118ZM127 27V28H126ZM130 27V28H129ZM138 27V28H137ZM157 27V28H156ZM165 27V28H164ZM214 27V28H213ZM248 27V28H247ZM44 28L46 29V31H44ZM69 28V29H70ZM78 28H80V30H82V32L78 29ZM90 29V31H89V29ZM121 28V29H120ZM137 30H136V29ZM142 28V29H141ZM155 28H156V31H155ZM162 30H161V29ZM172 30H170V29ZM175 28V29H174ZM216 28V29H215ZM223 28V29H222ZM235 28H236V30H235ZM260 28V29H259ZM37 29V28H36ZM48 29V30H47ZM57 29H59V30H57ZM84 29H87V30H84ZM160 29V30H159ZM186 29V30H185ZM212 29V30H211ZM213 29H214V31H213ZM256 29V30H255ZM51 30H52V28H51ZM163 30H164V32H163ZM165 30H167V31H165ZM188 30V31H187ZM227 32V34L228 35H226V37H224L225 35L224 34H226V33H224L225 31ZM15 32H16V30H14ZM36 31V30H35ZM59 31H61L60 33L58 32V35H57V32ZM75 31H79V32H75ZM88 31V32H87ZM102 31V32H101ZM106 31V32H105ZM132 31V32H131ZM142 31V32H141ZM145 31V32H144ZM168 31H169V33H168ZM177 31V32H176ZM193 31V32H192ZM211 32V35H210V32ZM212 31L215 33V34H217L216 36H218L219 34L218 33H220V36H221V32H222V34L224 35H222L221 37H224L225 38V40H227V38H228V42L227 41H225V43H224V38L223 39H221V40H218L219 38L218 37H220V36H218V37H216L215 35H213L214 37H216L215 39L214 38H212L211 36H212ZM220 31V32H219ZM234 31H238L237 32V35H236V32H234ZM242 31V32H241ZM250 31V32H249ZM253 31V32H252ZM131 32V34H129ZM137 33L136 35H134L135 33ZM139 32V33H138ZM144 32V33H143ZM149 32V33H148ZM157 32H159V33H157ZM186 32V33H185ZM190 32H192V33H190ZM208 32V33H207ZM216 32H218V33H216ZM234 32V33H233ZM239 32H241V33H239ZM72 33H77V35L78 36H76V34H73L72 35ZM79 33V34H78ZM93 33V34H92ZM97 33V34H96ZM134 33V34H133ZM146 33V34H145ZM163 33H166L164 36H165V39H167V40H164L163 38V36H161ZM168 33V34H167ZM177 33V34H176ZM179 33V34H178ZM189 33V34H188ZM205 33V34H204ZM239 33V34H238ZM244 33V34H243ZM57 36H56V35ZM59 34H61L62 35V37H63V39L62 40H64V41H62L61 40V35H59ZM129 34V35H128ZM155 34V35H154ZM158 34V35H157ZM183 36H182V35ZM186 34H187V36H186ZM201 36H200V35ZM209 34V35H208ZM242 34V35H241ZM47 35H48V38H47ZM86 35V36H85ZM131 36V37H127V36ZM139 35L141 36V37H143L144 38V40H143V38H142V40H140V37H139ZM146 35V36H145ZM176 35V36H175ZM208 35V36H207ZM239 35V36H238ZM133 36H135V37H133ZM149 36V37H148ZM155 37V39H154V37ZM157 36H159L158 38L161 40V37H162V40L160 41L158 38H157ZM161 36V37H160ZM169 37V38H166V37ZM173 36V37H172ZM180 36V37H179ZM192 36V37H191ZM204 36V37H203ZM228 36V37H227ZM42 37V38H41ZM44 37V38H43ZM65 37V38H64ZM70 37V38H69ZM77 37H79V39L77 38ZM132 37H133V40L134 41H136V42H138V45H137V43L136 42H134V41H132L131 42V39H132ZM137 37L139 38V39H137ZM147 37V38H146ZM187 37V38H186ZM208 37V38H207ZM210 37V38H209ZM57 38H60V40L58 39L57 41H56V39ZM67 38V39H66ZM77 38V39H76ZM128 38V39H127ZM178 38H179V40H178ZM261 38H263L262 40H261ZM47 41V40H49V41H45V40ZM69 39H71L72 41H71V43H70V40ZM75 39V40H74ZM130 39V40H129ZM146 39H147V41H146ZM150 39H151V41H150ZM158 39V40H157ZM181 39L183 40L184 39V41H187L185 44L184 43H182L181 42ZM211 39V40H210ZM44 40V41H43ZM130 42H129V41ZM137 40H140V42L139 41H137ZM154 40V41H153ZM175 40H178L179 42H176ZM197 42H195V41ZM223 40V41H222ZM53 41H55V42H53ZM61 41V42H60ZM76 41V42H75ZM79 41V42H78ZM81 41V42H80ZM89 41V42H88ZM108 41V42H107ZM143 43H142V42ZM145 41V42H144ZM150 41V42H149ZM160 41V42H159ZM164 41H167V43L166 42H164ZM175 41V42H174ZM205 41V42H204ZM209 41V42H208ZM68 42V43H67ZM84 42V43H83ZM134 42V43H133ZM155 42H157L156 44H154ZM170 42V43H169ZM193 43L192 45L190 44V43ZM208 44H207V43ZM219 42H221V43H219ZM254 42H259L260 43V45L258 44V46H261L262 48H260V47H258L257 45H256V43H254ZM55 43V44H54ZM76 43V44H75ZM108 43V44H107ZM139 43H140V45L141 46H139ZM148 43V44H147ZM153 43V44H152ZM161 43V44H160ZM163 43V44H162ZM165 43V44H164ZM177 43H179L178 44V46H177ZM188 43L190 44V46H187L188 45ZM195 43V44H194ZM206 46L205 48H204V45ZM243 43V44H242ZM44 46H43V45ZM79 44H81V46L83 47L84 46V44H85V46H84V48L83 49H81L82 47L79 45ZM103 44V45H102ZM136 46L135 47V50L136 51H134V45ZM143 44H144V46H143ZM155 45V46H151V45ZM157 44L159 45V46H157ZM169 46H168V45ZM183 44V45H182ZM203 45V47H202V45ZM210 44V45H209ZM221 44V45H220ZM241 44V45H240ZM75 45H76V47H75ZM77 45H79L80 47H78ZM102 45V46H101ZM109 45V46H108ZM131 45V46H130ZM161 45V46H160ZM163 45H164V47H163ZM170 45H171V47H170ZM182 45V47L184 48H182V47H180ZM198 45V46H197ZM199 45H200V47L201 48H199ZM225 45H226V47H225ZM238 45V46H237ZM42 46V47H41ZM68 46V47H67ZM86 46H88L89 48L87 49V47ZM95 46V47H94ZM99 46H100V48H99ZM129 46V47H128ZM141 49L140 50V52H139V50H138V47ZM197 46V47H196ZM207 46H208V48H207ZM220 46H221V49H220ZM240 46H242V47H240ZM57 47V48H56ZM85 47H86V49L87 50H89L90 52H86L85 53V51H86V49H85ZM153 47V48H152ZM159 47V48H158ZM161 47V48H160ZM188 47H190L189 48V52H190V49H192V47H193V49H194V47H195V50H196V52H197V49L199 50V51H201V50H207L206 51V53L204 54V56H206V57H201V59H203L202 60V63H206V64H204L203 66H205V68H206V70H205V68H202V70L201 69H198L199 67H195L194 66V68H188V69H190L189 71H190V73H185L186 71H185V69H184V71H182V72H180L179 73V70L180 69H178V67H180V65L182 64L183 65V63H180V64H176L178 67H174L173 69H172V67L171 68H169V67H165V64L167 65V66H169V65H171V64H169L170 62V60H168L166 57H163L162 59H161V63H160V58L162 57V56H164V55H162L164 52H167L168 53V49H170L171 51H175V49L177 50V49H180V50H186V48H188ZM217 47H218V49H217ZM254 47L255 48H260L259 50H261L262 49V54H261V52L260 53H258V54H255V55H258V56H255V55H253V56H255V57H257V58H255V60H251V59H253L252 57V54H251V51H252V53L254 54V53H256V52H254V50H256V49H254ZM78 48V49H77ZM81 49V51H80V49ZM92 48V49H91ZM98 48V49H97ZM120 48V49H119ZM133 48V49H132ZM165 48V50H163V49ZM167 48V49H166ZM203 48V49H202ZM214 50H213V49ZM258 48H257V50H258ZM85 49V50H84ZM103 49L104 50V53H107V54H104L103 52L101 53V50ZM146 49V50H145ZM148 49V50H147ZM157 49V50H156ZM160 49V50H159ZM163 51H162V50ZM201 49V50H200ZM210 49V50H209ZM212 49V50H211ZM220 49V50H219ZM225 49V50H224ZM78 50V51H77ZM83 50V51H82ZM93 50V51H92ZM95 50V51H94ZM115 50V51H114ZM146 52H145V51ZM179 50V51H180ZM182 50V51H183ZM219 51V53H218V56H217V54L215 53L216 51ZM251 50V51H250ZM77 51V52H76ZM97 51V52H96ZM132 51H134V52H136L138 55H139V57H138V55L136 56V55H134V53L132 52ZM143 51V52H142ZM149 51H150V53H149ZM153 51V52H152ZM156 51V52H155ZM160 51H162L161 53H160ZM188 51H185L186 53L188 52ZM193 51V50H192ZM192 51H191V53H192ZM198 51V52H199ZM211 51H212V53H211ZM215 51V52H214ZM220 51H223L222 53L220 52ZM40 52V53H39ZM79 52V53H78ZM99 52V53H98ZM116 52V53H115ZM133 54H132V53ZM151 52H152V54H151ZM170 52V51H169ZM177 52V51H176ZM194 52V51H193ZM196 52H195V54H196ZM209 54H208V53ZM46 55H45V54ZM83 53V54H82ZM90 53V54H89ZM93 53V54H92ZM96 53V54H95ZM102 55H101V54ZM144 54V56H143V54ZM146 53H147V55H146ZM149 53V54H148ZM159 53H160V55H159ZM177 53H179V52H177ZM176 53V54H177ZM224 53V54H223ZM249 53L251 54V55H249ZM42 54H43V56H42ZM103 54L105 55V56H103ZM121 56H120V55ZM150 54H151V56H150ZM208 54V55H207ZM215 54V56L217 57V58H213V57H215V56H213ZM81 55H83V57L81 56ZM91 55V56H90ZM97 55V56H96ZM158 55V56H157ZM162 55V56H161ZM166 55H168V54H166ZM165 55V56H166ZM178 55V54H177ZM180 55H181V52H180ZM179 55V56H180ZM220 55V56H219ZM222 55H224L223 57H221ZM263 55V56H262ZM46 56H48V57H46ZM79 56V57H78ZM84 56H85V58H84ZM87 56H88V58H87ZM99 56H100V58H99ZM112 56V57H111ZM117 56H119V57H117ZM128 56V57H127ZM135 56H136V58H135ZM147 56V57H146ZM150 56V57H149ZM155 58H154V57ZM158 58H157V57ZM160 56V57H159ZM81 57V58H80ZM91 57H93V58H95V59H90ZM97 57L99 58V59H97ZM102 57V58H101ZM104 57V58H103ZM133 59H135V60H133ZM170 57V56H169ZM188 58L187 56H186V54H185V56H180V58L179 57H177L176 59H177V61H179L180 60V62H184V64L186 65V64H188V62L186 63V60L188 61V59H186V58ZM209 57V58H208ZM223 58L222 60H220L221 58ZM247 59H246V58ZM250 59H249V58ZM43 58V59H44ZM57 58V59H56ZM78 58V59H77ZM105 58L107 59V60H105ZM110 58V59H109ZM120 58V59H119ZM124 58H125V60H124ZM130 58V59H129ZM156 58H157V60H156ZM184 58H185V60H184ZM214 59V61H215V63L214 64H211V63H213L214 61H213V59ZM220 58V59H219ZM262 58V59H261ZM84 59H86V60H84ZM97 59V60H96ZM101 59V60H100ZM118 59H119V63H118ZM156 61V62H154V60ZM212 59V60H211ZM217 59H219V60H216ZM257 59V60H256ZM79 60H81L80 61V64H79ZM88 60H92V61H94L96 64H98V63H103V67H105V68H101V71H100V73L99 74H103V75H100V76H94L92 73H89L88 71H87V69H88V67L89 66H91V64L93 65V63H92V61H91V63L88 61ZM122 60V61H121ZM130 61V62H128V61ZM147 60V61H146ZM149 60V61H148ZM166 60V61H165ZM168 60V61H167ZM172 60V59H171ZM184 60V61H183ZM205 60V61H204ZM227 60V61H226ZM249 60H251V61H249ZM259 60V61H258ZM63 61V62H62ZM67 61V62H66ZM85 61V62H84ZM100 61V62H99ZM125 61V62H124ZM128 62V64H127V62ZM133 61V62H132ZM135 61H137L136 63L137 64H135V65H133V63H135ZM173 61V60H172ZM258 61V62H257ZM263 61V62H262ZM89 62V63H88ZM163 62H167V63H163ZM248 62V63H247ZM251 62H253V63H251ZM255 62H256V64H255ZM58 63V64H57ZM72 63H73V65H74V68L72 67ZM77 63V64H76ZM83 63V64H82ZM84 63H87L86 65H87V67H86V65L85 66H83L84 65ZM105 63V64H104ZM130 63H132V64H130ZM143 63V64H142ZM147 65H146V64ZM176 63H179V62H176ZM221 63V64H220ZM250 63V64H249ZM81 64H82V66H81ZM164 64V65H163ZM169 64V65H168ZM193 64V63H192ZM208 64H210V65H208ZM216 64H217V67H218V65H221V67L219 66L218 68H220V70L219 69H217V67L215 68V66H216ZM254 64V65H253ZM262 64V66H260ZM81 67H80V66ZM124 65V66H123ZM126 65V66H125ZM133 65V66H132ZM156 68H154L153 66ZM162 65V66H161ZM213 65V66H212ZM256 65V66H255ZM128 66V67H127ZM233 66V67H232ZM251 66V67H250ZM62 67V68H61ZM68 67H70V68H68ZM71 67H72V69H73V71L71 72ZM121 69H120V68ZM148 67H150L149 69H148ZM163 68V70H162V68ZM184 68H186L185 66H183ZM223 67V68H222ZM232 67V68H231ZM250 67V69H248ZM87 68V69H86ZM126 68H128L127 70H126ZM133 68V69H132ZM147 70H146V69ZM157 68H158V70L159 71H157ZM161 69V71H163V73L160 71V69ZM167 68V69H166ZM168 68L170 69V70H168ZM181 68V70H182V66L180 67ZM201 68V67H200ZM213 68H215V69H213ZM251 68H253V69H251ZM103 69H104V71H105V73H104V71H103ZM110 69V70H109ZM115 69V71H113ZM136 69V70H135ZM138 69V70H137ZM194 69V70H193ZM198 69V70H197ZM226 69V70H225ZM241 69V70H240ZM248 69V70H247ZM76 70H78L77 72L78 73H75V74H73V72H75ZM131 70V71H130ZM136 71V73H137V71H139V72H141V73H139V74H137L138 76L137 77H134V76H136V74H135V72L134 71ZM141 70V71H140ZM146 70V71H145ZM154 70V71H153ZM167 70V71H166ZM186 70H187V68H186ZM219 70V71H218ZM223 71V74H221L220 76H218L217 78H220L221 76L223 77H226L225 75H224V73L227 75V77L229 76V79L231 80H227L226 78H225V80H223V79H221L220 78V81L222 80V81H224V82H222L221 81V83L220 84H224V83H226L225 81L227 80V81H229V87H228V89H229V91H230V93H231V99L232 100H229V102L228 101H225V105L227 106V104H228V106L230 107H227V109L228 110H230V112H229V114H224L225 115V117H228V118H225L224 117V115H219V117L217 116V117H215V118H213L214 117V115H215V113L213 114V112H215V110H213V112H210V110L212 111V106L210 105V106H208L207 105V103L209 102L208 100H210L211 99V101H212V99L214 100V97H212V98H209L210 97V90L211 89H214V91L216 90V83H217V86H219V84H218V80L216 81H213L214 80V77H215V79H216V76L217 75H219L220 73H222V72H220V71ZM238 70V71H237ZM254 70H256V72L254 71ZM258 70V71H257ZM260 70V71H259ZM59 71V73H61V72H64L63 74L61 73L59 76H60V80H58V81H60L61 82V80H62V82H61V84H64L65 82H66V84H68L69 86L71 85H73L74 83H75V81H77V79L75 80V81H73V82H69L66 78H65V76H66V73H65V69L64 70H58ZM80 71V72H79ZM83 71V72H82ZM109 71V72H108ZM116 71H118V74L120 75L119 76V78L117 77L118 75H117V72ZM132 71H133V73H132ZM176 71H178V72H176ZM194 71V72H193ZM203 71V72H202ZM216 71V72H215ZM217 71L218 72H220V73H217ZM86 72V74L87 73H89V74H84ZM112 72H114V73H112ZM156 72V73H155ZM170 73L169 74V76L167 75V73ZM184 72V73H183ZM188 72V71H187ZM192 72V73H191ZM206 72V73H205ZM263 72V73H262ZM82 73L84 74V75H82ZM108 73V74H107ZM110 73H112V75L110 74ZM116 73V74H115ZM124 73V74H123ZM128 73V74H127ZM158 73V74H157ZM159 73H160V75H162V74H164L163 76H160L159 75ZM162 73V74H161ZM183 73V74H182ZM216 73H217V75H216ZM238 75H237V74ZM260 73H262L261 75H260ZM68 73H67V75H69ZM80 74V75H79ZM135 74V75H134ZM141 74V75H140ZM174 74V75H173ZM181 74V75H180ZM212 74V75H211ZM258 74V75H257ZM82 75V76H81ZM88 75H89V77H92L91 79L88 77ZM94 77H93V76ZM109 75V76H108ZM116 75V76H115ZM122 75V76H121ZM124 75H126L127 76V78H123V77H126V76H124ZM131 75V76H130ZM134 75V76H133ZM199 75V76H198ZM209 75H211V76H209ZM216 75V76H215ZM102 76V77H101ZM103 76L104 77H108V78H104L103 79ZM111 76V77H110ZM130 76V77H129ZM133 76V77H132ZM158 76V77H157ZM175 76L177 77V78H175ZM179 76V77H178ZM191 78H190V77ZM213 76V77H212ZM230 76H231V78H230ZM36 77H38L39 78V80L42 82L41 84L42 85H44L43 84V82L45 81V83H48V81H50V79H49V77L48 76H45V77H42V76H39V75H36ZM87 77V78H86ZM115 78L116 77V79H113V78ZM122 77V79H120ZM162 77V78H161ZM167 77V78H166ZM199 77V78H198ZM223 77V78H224ZM37 78V79H38ZM46 78V79H45ZM99 78V79H98ZM133 78H135L134 80H133ZM159 78V79H158ZM179 78V79H178ZM183 78V79H182ZM186 78V79H185ZM247 78V79H246ZM251 78V79H250ZM90 79V80H89ZM104 80V81H102V80ZM109 79H112V80H109ZM125 81H124V80ZM149 79L151 80V81H149ZM170 79H172V80H170ZM185 79V80H184ZM191 79V80H190ZM209 79V80H208ZM212 81H211V80ZM237 79V80H236ZM253 79V80H252ZM43 80V81H42ZM48 80V81H47ZM78 80H79V78H78ZM81 80H79L80 82H81ZM94 80H97V81H94V82H97V84L96 83H94L93 81ZM100 80V81H99ZM109 80V81H108ZM121 80H123V81H121ZM127 80H129V81H127ZM136 80H137V82H136ZM159 80V81H158ZM163 80V81H162ZM168 80H170V81H168ZM175 80V81H174ZM176 80H178V81H176ZM182 80V82H180ZM243 80H245V81H243ZM65 81V82H64ZM79 81H77L78 83H80ZM91 81V82H90ZM98 81H99V83H98ZM102 81V82H101ZM108 81V82H107ZM127 81V82H126ZM152 81H154V82H152ZM185 81V83H183ZM199 81V82H198ZM202 81V82H201ZM205 81H206V83H205ZM219 81V82H220ZM246 81H247V83H246ZM51 82V81H50ZM64 82V83H63ZM105 82V83H104ZM113 83V84H110V83ZM117 82V83H116ZM122 82H123V86H122ZM125 82V83H124ZM134 82V83H133ZM140 82H144V83H147V84H145V85H148V86H143V84L142 83H140ZM160 82V83H159ZM162 82V83H161ZM174 82V83H173ZM175 82H177V85H176V83ZM189 82V83H188ZM195 82H197V83H199V85L197 84V83H195ZM211 82H213V83H211ZM214 82H216V83H214ZM244 82V83H243ZM73 83V84H72ZM77 83V84H78ZM114 83H115V85H114ZM126 83H128V85L130 84L131 85V87H133L134 88V90H132V91H134L133 93H132V91L130 90V89H133V88H131L130 86H128V85H126ZM138 83H140V84H138ZM205 85H203V84ZM224 84V85H228V84ZM231 83V84H230ZM232 83H234V84H232ZM246 83V85H244ZM95 84V85H94ZM136 84H138V85H136ZM163 85V89L165 90V91H167L168 93H165V91L163 90V89H160L161 88V86ZM168 84H170V85H168ZM187 84H189V85H187ZM195 84V85H194ZM210 84V85H209ZM222 84V85H223ZM52 85H53V82H52ZM55 85L57 86V84H56V82H55ZM55 85H53V87L55 86ZM75 85H76V83H75ZM111 85H114L115 87H112ZM124 85H125V87H124ZM203 85V86H202ZM230 85H232V86H230ZM237 85V86H236ZM241 85V86H240ZM242 85H244L245 87H242ZM55 86V87H56ZM91 87H89V88H92L93 86L92 85H90ZM121 86V87H120ZM126 86H128V88L126 87ZM137 87V89H136V87ZM139 86V87H138ZM141 86V87H140ZM175 87V88H173V87ZM177 86V87H176ZM182 86V87H181ZM186 86H188V87H186ZM198 86H200V89L199 88H197ZM206 86H208V87H206ZM212 88H211V87ZM214 86V87H213ZM110 87H111V90H110ZM119 87H120V90H119ZM144 87V88H143ZM159 87V88H158ZM166 87V88H165ZM186 87V88H185ZM191 87V88H190ZM196 87V88H195ZM205 87V88H204ZM210 87V88H209ZM71 88V87H70ZM75 88H76V91H75ZM114 88H118V90H119V92L118 91H115L116 89H114ZM121 88H122V90H123V94L121 95L120 93V91H121ZM130 88V89H129ZM139 88V89H138ZM155 88V89H154ZM170 90H169V89ZM180 88V89H179ZM202 88V89H201ZM248 88V87H247ZM55 89H57V88H55ZM73 89H74V91H73ZM112 89H114V90H112ZM127 89V90H126ZM169 91H168V90ZM185 89H188L187 91L185 90ZM195 89H196V91H195ZM206 89H207V91H209V92H207L206 91ZM243 89V90H242ZM260 89V88H259ZM73 93L75 92V93H78L77 91H78V89H77V87H74V88H71L70 89ZM125 90H126V92L130 95H128L127 93H125ZM128 90H129V92H128ZM137 90V91H136ZM156 90V91H155ZM162 90H163V93H165V94H163L162 93ZM178 90V91H177ZM182 90L184 91V92H182ZM193 90H194V92H193ZM232 90V91H231ZM236 90V91H235ZM244 90H246V91H244ZM150 91H152V93H150ZM161 91V92H160ZM171 91V92H170ZM190 91V92H189ZM199 91V92H198ZM206 91V92H205ZM217 91V90H216ZM215 91V93H219L218 91L216 92ZM235 91V92H234ZM245 93H244V92ZM247 91H249L248 93H247ZM260 91V90H259ZM262 91V90H261ZM113 92H115V93H113ZM135 92H137V93H135ZM198 92V93H197ZM203 92V93H202ZM264 91H262L261 92V95H263L262 93H263ZM118 93V94H117ZM156 93H158V95L156 94ZM162 93V94H161ZM178 93V94H177ZM204 93H206V95H204ZM209 93V94H208ZM233 93V94H232ZM120 94V95H119ZM139 96H137V95ZM161 94V95H160ZM181 94V95H180ZM194 94H196V95H194ZM203 94V95H202ZM63 95H65L64 93H59V95L57 94V96H59L58 98L60 99V100H63V99H65V100H63V101H60V102H62L61 104H63V102L64 101H66V99H67V101L66 102H68V103H70L71 104V101H69V99L68 98H65V96L64 97H62ZM124 95V96H123ZM153 95V96H152ZM164 95H166V96H164ZM181 97H180V96ZM200 96V98H201V100L199 101V99H197V98H199L198 96ZM250 95V96H249ZM57 96H55L56 98V100L58 99L57 98ZM123 96V97H122ZM151 96H152V98H151ZM164 96V97H163ZM205 98H204V97ZM209 96V97H208ZM236 96H238V97H236ZM62 99H61V98ZM127 97L125 98L126 100H127V102H128V99H127ZM139 99H138V98ZM233 97H234V99H233ZM244 97V98H243ZM246 97H247V99H246ZM253 96H252V98H254ZM162 98V99H161ZM168 98V99H167ZM178 98V99H177ZM187 98V99H186ZM206 98H208V99H206ZM58 99V100H59ZM138 99V100H137ZM155 101H154V100ZM180 99H181V101H180ZM204 99V100H203ZM235 99H236V101H235ZM238 99V100H237ZM240 99V100H239ZM133 100V101H132ZM174 100V101H173ZM203 100V101H202ZM244 102H243V101ZM98 100H94L93 98H91V97H87L86 96V100H84V102H86L87 104H85L84 102L83 103H78V102H72V103H74V105L72 104L71 106H75V108L77 107H81V105H82V107L84 106V107H87L88 108V110L89 111H93V112H96V110L97 109H99L98 108V106L100 105V103H98L97 102ZM168 101V103H166ZM172 101V102H171ZM198 101V102H197ZM231 101V102H230ZM232 101H234V102H232ZM263 101V102H262ZM133 102V103H132ZM200 102H201V104L203 105V102H204V105H206V106H203L202 107V105L200 104ZM241 102V103H240ZM247 102H249L248 104H247ZM78 105H80V106H78ZM96 103H98L97 105H96ZM129 103V102H128ZM186 103V104H185ZM210 103V102H209ZM208 103V104H209ZM227 103V104H226ZM231 105H230V104ZM261 103V104H260ZM88 104H90L89 106H90V108H89V106H88ZM194 104H195V106H196V108L195 107H193L194 106ZM63 105H66L65 104V102H64V104ZM87 105V106H86ZM110 105H112V104H110ZM248 105V106H247ZM257 105V106H256ZM173 106H175V107H173ZM177 106V107H176ZM97 107V108H96ZM208 109H207V108ZM210 107H211V109H210ZM247 107V108H246ZM93 108H95L96 110H94ZM113 110H114V112L116 111V107H114V105H113ZM111 108V109H112ZM206 109V110H208L209 112V115H210V113H212L213 115H211V117L213 118V120H212V118L210 117V116H208V113H207V116L209 117V118H211V123H209V122H207L206 120L207 119H209L207 116H205V115H203V112H205V111H201L200 112V110L201 109ZM233 108V109H232ZM243 108V109H242ZM196 109V110H195ZM198 109V110H197ZM202 109V110H203ZM239 109H241L242 110V113H241V110H239ZM245 109V110H244ZM175 111V112H172V111ZM177 110V111H176ZM183 110V111H182ZM236 110H238V111H236ZM91 111V112H92ZM180 111V112H179ZM191 111V112H190ZM251 111V112H250ZM207 112V111H206ZM239 112V113H238ZM181 113V114H180ZM228 113V112H227ZM179 114V115H178ZM190 114V116H188ZM192 114V115H191ZM200 114V115H199ZM206 114V113H205ZM255 114H256V116H255ZM203 116L204 117V119L202 118V117H200V116ZM218 115V114H217ZM231 115V116H230ZM229 116L231 117L230 118V120L231 121H229L228 119H229ZM239 117V118H238ZM220 120H219V119ZM222 118V119H221ZM223 118H224V120H223ZM237 118H238V120H237ZM186 119V120H185ZM202 119V120H201ZM217 119V120H216ZM235 119H236V121H235ZM215 120V121H214ZM230 122H228V121ZM180 121V122H181ZM189 121L191 122V123H189ZM219 121V122H218ZM224 121V122H223ZM251 121V122H250ZM99 122L101 123V125H99ZM99 122H95L94 124H93V126L95 127V124L97 125L95 128L94 127H92L93 128V130L95 129V131H97L99 128H100V126H101V128L98 130L99 132L98 133H101V134H103V132H104V130L103 129H107V130H109V131H107V130H105V132H104V134L105 133H107L108 135H106L105 137L107 138V140L108 139H115V140H118V141H120L121 139H119V136H110V135H112L111 134V132H114V129H112V127L110 126V128L108 129V123H105V121H99ZM102 122H104L107 126L105 127V125H103L104 123H102ZM193 122V123H192ZM204 122V123H203ZM206 122V123H205ZM216 124V122H217V124L216 125H212V124H214V123ZM233 122V123H232ZM207 123H209V124H207ZM229 126H227L226 124ZM236 123V124H235ZM225 124V125H224ZM218 125V126H217ZM225 127H224V126ZM246 125V126H245ZM99 126V127H98ZM194 126V127H193ZM198 126V127H197ZM216 126V127H215ZM236 126V127H235ZM98 127V128H97ZM209 127H211V128H209ZM235 127V128H234ZM251 127V128H250ZM97 128V129H96ZM189 128H190V126H189ZM195 128V129H194ZM249 128V129H248ZM225 129V130H224ZM239 129V131H237ZM244 129V130H243ZM110 130H112L111 132H110ZM217 130H220V131H217ZM241 130H242V132H241ZM261 130V131H260ZM259 132V133H258ZM205 135H204V134ZM207 133H209V134H207ZM238 133V134H237ZM241 133V134H240ZM248 133V134H247ZM251 133H252V135H251ZM101 134H99V135H101ZM225 134V135H224ZM249 135H251L252 136V138H250L249 137ZM256 136V137H255ZM201 137V138H200ZM203 138V139H202ZM217 138H218V140H217ZM229 138V139H228ZM257 138V139H256ZM215 139V140H214ZM248 139H253V140H249V142L248 143H246L247 141H248ZM206 140V141H205ZM243 140V141H242ZM244 140H246V141H244ZM257 140V141H256ZM109 141V140H108ZM252 141H253V143L255 142H258V143H256V145H255V143H254V145L256 146V148L258 147V150L256 149L255 150V152H256V155H254V157L256 158L257 157V159L259 160L258 162H260V163H258L257 162V159L255 160H253V158H251V155L252 154H250L251 153V151L253 150V148H254V145H252L253 143H252ZM110 142V141H109ZM193 142H195V143H193ZM205 142V143H204ZM240 142V143H239ZM244 142V143H243ZM197 143H199V144H197ZM252 143V144H251ZM241 144V145H240ZM243 144H245V145H243ZM246 144H248L247 146H246ZM249 144H251V145H249ZM258 144H259V146H258ZM263 144V145H262ZM183 147V148H189V150L191 149L189 146H187V147ZM196 146V147H195ZM205 146V147H204ZM245 146H246V148H245ZM250 146V147H249ZM203 147V148H202ZM235 147V148H234ZM251 148L252 150L250 151V149L249 148ZM198 148V149H197ZM202 148V149H201ZM210 148V149H209ZM233 148V149H232ZM206 149H207V151H206ZM244 149H249L248 150V152H245V154H243L244 153ZM148 149H146L145 151H147ZM185 150V152H186V149H184ZM189 150H188V152H189ZM211 150V151H210ZM247 150H245V151H247ZM190 151V153H192ZM203 151V152H202ZM213 151V152H212ZM237 151V152H236ZM243 151V152H242ZM257 151H258V154L260 153L261 155L259 156L258 154H257ZM199 152H201V153H199ZM229 152V153H228ZM232 152H235L234 154L236 155V154H239L240 155V157H239V155H237V156H234V154L232 153ZM253 152V151H252ZM255 152H253V153H255ZM143 153H144V151H143ZM147 153V155L148 154H150V151L148 150L147 152H145L144 154H146ZM216 153V154H215ZM222 153V154H221ZM228 153V154H227ZM241 153V154H240ZM246 153H248L247 155H246ZM205 154V155H204ZM224 154H225V156H224ZM249 154H250V156H249ZM40 155V157H37L38 158V160H40L41 159V157L43 156L42 154H39ZM129 155V157H130V159L127 161L128 163H127V165L129 166V169H130V172H132L133 174H135L136 175V173H137V170L139 171L141 168H139L140 167V164H139V162H137V161H139V158L138 157H135V156H137L135 153H129L128 154ZM204 155V156H203ZM219 155V156H218ZM246 155V156H245ZM206 156V157H205ZM230 156H232V157H230ZM243 156V157H242ZM246 158H245V157ZM248 156V157H247ZM220 159H219V158ZM242 157V158H241ZM253 157V156H252ZM258 157H260V159L258 158ZM132 158V159H131ZM135 158V159H134ZM208 158V159H207ZM222 158H224L225 159V161H223L224 162V164H222L223 162H219V161H222ZM227 158V159H226ZM247 158L249 159H252V161H250V159L249 160H247ZM28 161H29V157L28 158H26ZM25 159V166H26V168H29L30 166H31V164H32V162H31V160L29 161V162H26L27 160ZM31 159V158H30ZM43 159V158H42ZM41 159V160H42ZM136 159H138V160H136ZM218 159V160H217ZM223 159V160H224ZM243 159V160H242ZM263 161H262V160ZM130 161H132V162H130ZM133 161H134V163H133ZM249 161V162H248ZM262 161V162H261ZM139 164H137V163ZM182 162L183 163H185V160L183 161L182 160ZM209 162V163H208ZM214 162V163H213ZM244 162V163H243ZM255 162V163H254ZM28 163H30V164H28ZM44 163V162H43ZM42 163V164H43ZM51 163L52 164H54V165H51ZM84 163V164H83ZM81 162V164L82 165H80V162H77V164L75 165V163L73 164V163H69L68 165L67 164H65V163H62L65 167L66 166H68L69 167V165H70V167H69V169L71 170H68L67 168H65V167H62L61 165H60V167L62 168H58V166H59V164H57L55 161H49V163L47 162V164H45L44 165V169H42V171L44 172V174L42 173V171H40L39 172V174L37 175V176H32V178L30 177V175H25L26 174V172L24 173V172H22V173H24V175H22V174H20V176L22 175V177L19 179V181H15L14 182V184L16 183V188H13V190L11 189L10 191H8V192H6V193H2L1 191H0V194L1 195H4L3 197L0 195V203H3V202H5V203H3V207L5 208V212H3L4 210H2V206H1V214L3 215V216H1V214H0V218L1 217H4V218H6V221H9V223H8V225L7 226H9L8 228H7V226L5 227V225H3V226H1L0 228V238L2 239V241L5 239V241L6 240H8V241H3L2 242V244L0 245V250L2 251V254H4V257H0V258H5V260L7 259L6 257H10V258H13V256L15 255H17V253H18V257H19V255H20V257L21 256H23V257H21V258H19V260L21 261H23V259H24V257L25 258H27L26 256H28V258L29 257H32V260H31V258H30V260H31V262L33 263V264H36V262H38L37 260H39L40 262H38V264H47V263H49L50 261L52 262V261H55L54 259L56 258L57 259V261L58 262H60L61 264H63L64 262H67V261H69V259H70V262H68L67 264H72L71 263V261L74 263V264H113L114 263V261H113V263H112V261H110L111 260V258L110 257H108V256H106L107 258H105V254L103 255V253L102 254H100L99 253V251L101 252L102 251V249H100V245H98V241L96 242V240L97 239H95L94 240V238L97 236V235H99L100 234V231L103 233L104 232V229L105 228H107V226H106V224L107 223H101V225H98L99 224V221H97L96 220V218L94 219V217H92L91 215H88V212H86L88 209L92 212V208H95L96 207V205L98 206L99 204L98 203H100L101 204V202H104L105 201V197L103 198V192H102V188L100 187V185L102 184V183H104V181H105V179H104V177H100L99 178V176H96V177H94V178H91L92 180L91 181H95V180H97V182H98V180L100 181H102V183H100V182H98L99 184H98V186H99V190H100V194L99 193H96L95 195H94V193H92L91 194V192H90V188L91 187H89V189L87 188V187H85V189L87 188V190L86 191H84L83 190V192L84 193H82V195L84 194V195H86L85 197H84V195H83V197H84V199H86L85 200V202L83 201V206L81 207V209L82 210H84V209H86V211H85V216H84V214H82V216H80V217H78L77 218V220H75L76 222H74V223H77V225L75 224V225H73V227H71L72 229H74V231L78 234H76L71 228L69 229V230H67V229H65L64 228V230H63V228H62V230H60L61 228L59 227L58 228V231H59V234L56 236V234L54 233V235L52 236V234L48 231L52 226H50V225H52V222L54 221V220H51V216H52V214H51V216H49L50 215V213H53V219H54V217L56 216H58L57 218L58 219H60V220H62V219H64L65 218V216L64 217H62L63 215H60L61 213H60V211L61 212H63V213H65L66 214V216H69L70 215V213H68V212H70L72 209L74 210V212H77L78 210L74 207V208H72V207H70L69 205H68V203H67V200H68V198L66 197L67 195V192L65 191V190H67V188L68 187H76V184L77 183H79L80 185H78L77 187H83V186H81V184L83 183V182H79V181H82L81 179H83L85 182L87 181V179H88V177H85V176H88L89 175V172L91 173V170H92V167H93V164H92V162L91 161H89L88 160V162H87V160H86V164L88 163V165H86L85 164V161L84 162ZM135 163L137 164L136 166H135ZM183 163H181V165H183V167L182 168H184V169H186V167H187V165L186 164H183ZM11 164H13V163H11ZM92 166H91V165ZM218 164H219V166H218ZM221 164H222V166H223V168H222V166H221ZM252 164L254 165V167H255V171H254V173H255V175H253V178H250V177H252L250 174H248V170L246 171V168H252L253 166H252ZM38 165H41V163H39ZM48 165V166H47ZM50 165H51V167H50ZM87 167H86V166ZM89 165H90V167H89ZM217 165V166H216ZM42 166V165H41ZM54 168H53V167ZM134 168H133V167ZM252 166V167H251ZM38 167V166H37ZM43 167V166H42ZM56 167V168H55ZM136 167V168H135ZM139 169H138V168ZM226 167V168H225ZM262 167V168H261ZM46 168V169H45ZM48 168V169H47ZM53 169V170H55V171H53V170H51V169ZM64 168V169H63ZM75 168V169H74ZM77 168V169H76ZM78 168H82V170H78ZM245 168V169H244ZM248 168V169H249ZM256 168L257 169H259V170H256ZM84 169V170H83ZM91 169V170H90ZM232 169V170H231ZM28 170V169H27ZM26 170V171H27ZM46 170V171H45ZM50 170V171H49ZM61 170V171H60ZM67 170V171H66ZM77 170H78V172H77ZM132 170V171H131ZM135 170V171H134ZM216 170V171H215ZM58 171H59V173H58ZM69 171H70V173H69ZM232 171V172H231ZM234 171V172H233ZM45 172H46V174H45ZM49 172V173H48ZM63 172V173H62ZM85 172L86 173H88V174H86L85 175ZM53 174L52 176L50 175V174ZM60 173H61V175H60ZM214 173V174H213ZM232 173H234V174H232ZM55 174V175H54ZM69 174H70V176H69ZM73 174V175H72ZM138 174V173H137ZM210 174H213V175H210ZM39 175H41V176H43V177H40ZM47 175H50V177H48ZM59 175V176H58ZM210 175V177H208V176ZM250 175V176H249ZM24 176V177H23ZM26 176H28V177H30V178H28L27 177V181L29 182V181H31V182H29V185H28V183L25 181L26 179ZM62 176H63V178H62ZM66 176V177H65ZM83 176L86 178H83ZM212 176V177H211ZM243 176H245V177H243ZM249 176V177H248ZM36 177H38V178H36ZM54 177H56V178H54ZM91 177H93V176H91ZM208 177V178H207ZM235 177V178H234ZM241 177V178H240ZM41 178H42V181H41ZM46 178V179H45ZM54 178V179H53ZM78 180H76V179ZM80 178V179H79ZM96 178V179H95ZM98 178V179H97ZM217 178V179H218ZM17 179V180H18ZM34 179V180H33ZM38 179V180H37ZM45 179V180H44ZM59 179H60V181H59ZM62 179V180H61ZM69 179V180H68ZM71 179H73V180H71ZM103 179V180H102ZM208 179V180H207ZM232 179H234V180H232ZM239 179L241 180L240 182H239ZM250 179V180H249ZM22 180V181H21ZM54 180H56L57 182H60V183H63V185L62 184H60V187L58 186L59 185V183H57L56 181H54ZM67 180L70 182V184L69 183H67ZM236 180H237V182H238V185H237V182H236ZM0 181L2 182V179L0 178ZM37 181V182H36ZM45 181H47L48 183L50 182V184H48L47 182V185H50L49 186V188L47 189V187H45V186H47V185H45L44 186V184L43 183H45ZM73 181V182H72ZM230 181V182H229ZM0 182V183H1ZM20 184H18V183ZM37 184H39L40 185V182L42 183L40 186H44V191H51V192H46L47 194L49 193V195H51V197L49 196V195H47V197L49 196V198H48V200H51V201H53V200H56V198L54 199V196L55 197H57L58 196V198H60V199H57V202H58V200H60L59 202L61 203H56V201H53V202H49L48 200H47V202L48 203H51V204H49V206H48V203L46 204V203H44V204H46V206H48L49 208H48V210H47V207L45 208L44 206V204H43V199H45V201L44 202H46V194H44L43 192H41V195L42 194H44V195H38L39 193H40V191H43L42 189L41 190H39L38 191V189H40V188H42V187H40L39 185H37ZM52 182V183H51ZM53 182H54V184H53ZM96 182V181H95ZM22 183V184H21ZM34 183V184H33ZM72 183V184H71ZM73 183H74V186H73ZM93 183V185H94V187H96L97 186V183H94V182H92ZM207 183V182H206ZM240 183V184H239ZM33 184V185H32ZM36 184V185H35ZM51 184L53 185V186H55V188L52 186V189H53V191H52V189H51ZM57 184V185H56ZM66 184H69V185H71V186H69V185H66ZM88 183H86V185H87ZM214 184V185H213ZM219 184V185H218ZM235 184V185H234ZM21 185H22V187H21ZM36 187H39L38 189L36 188H34L35 186ZM84 185V184H83ZM243 185H245V184H243ZM242 185V186H243ZM19 186V187H18ZM25 186H27V187H29V186H31V188L34 190H37L38 191V193L36 194V191L34 190V193H32L33 192V190L31 191L30 189H28L27 187H25ZM63 186H65V187H63ZM92 186V185H91ZM101 186H103V184L101 185ZM234 186V187H233ZM236 186V187H235ZM57 187V188H56ZM59 187V188H58ZM219 187V188H218ZM17 188L19 189V190H17ZM47 190H46V189ZM62 188H65V189H62ZM221 188V189H220ZM224 188V189H223ZM238 188H240V189H238ZM24 189V190H23ZM27 189V190H26ZM55 189V190H54ZM62 189V190H61ZM216 189V190H215ZM220 189V190H219ZM24 192H22V191ZM89 190V191H88ZM168 189H164V194H166V192L167 193H172L170 190L169 191H167ZM212 190V189H211ZM21 191V192H20ZM58 191H60V192H58ZM62 191H63V193H62ZM166 191V192H165ZM184 192L186 191V190H183ZM220 193H218V192ZM9 192L11 193V194H9ZM16 192V193H15ZM19 192V194H17ZM26 192H27V194H26ZM57 195H55L54 193ZM86 192V193H85ZM188 193L186 194V192L184 193V194H186V196H191L192 194H194V193H197L196 191H187ZM192 192V193H191ZM224 192V193H223ZM230 192H231V194H230ZM254 192V191H253ZM22 193V194H21ZM33 195H32V194ZM60 193H62L63 195H61ZM64 193H66L65 195H64ZM176 193V192H175ZM178 193V192H177ZM208 193H210V192H208ZM208 193H206V196L207 195H209ZM222 193V194H221ZM237 193H239V192H237ZM264 193V192H263ZM263 193H262V195L261 196H263L262 197V199H260L261 201L263 200V198H264V195H263ZM15 196H13V195ZM28 194H29V196H28ZM52 194H54V196L52 197ZM89 194H90V196H89ZM99 194V195H98ZM102 194V195H101ZM189 194V195H188ZM211 194V193H210ZM8 195V196H7ZM10 195H12V196H10ZM19 195V196H18ZM20 195H22L21 197H20ZM35 195V196H34ZM93 195V196H92ZM97 195V196H96ZM13 199V200H11V199H9L10 197ZM17 196V197H16ZM33 196V197H32ZM36 196H37V198H36ZM63 196V197H62ZM92 196V197H91ZM100 196H102V197H100ZM226 196V197H227ZM260 196V197H261ZM7 197V198H6ZM19 197V198H18ZM27 197V198H26ZM29 197H30V199H29ZM66 197V198H65ZM83 197H81V198H83ZM219 197V196H218ZM231 197V196H230ZM228 198V200H229V203L228 204H230L231 205V208H226V206L228 205L227 204V200H226V205H224L225 207L224 208H226V209H224V210H221V211H223V212H221L222 213V215L224 214V211L226 210V211H228L227 212V214L229 213L230 215H231V213L233 214V215H239V218L240 219H238V217H233V215H229L230 217L229 218H231L230 219V222L229 221H227V222H229V223H225V222H223V223H220V225H222V224H226V227H224V228H226V230L227 229H230L231 227H233V229H234V227L236 228V229H230V230H232V231H234V232H232L233 234L234 233H236L237 231V225H238V221L239 222H241L242 220H244V218H246L243 222H245V223H241V225H240V223H239V227H243V229H244V231L246 230V228H251V230L249 229V231L251 232V234H250V232L248 231V233H249V235L250 236H248V237H246L244 234V236H245V240H246V238H247V243H245V246H247V248H246V252H249V254H246L245 256H249V257H247V258H245V259H243L244 260V262H248V260L250 261V260H252L251 262H248V263H246V264H264V215H261V214H263L264 213V211H261L260 209H259V205H257L256 206V204H254L256 201H254V203L253 202H251V203H253L252 205H253V207L255 208V210L257 211H255V210H252L253 209V207H251V209L248 207V205L249 204H247L246 202L245 203H243L244 202V200H241V202L244 204H242L240 201H238V202H236L235 200H234V202L233 201H231V198ZM4 198V199H3ZM6 198V199H5ZM35 198L37 199L36 200V202L38 203V202H40V203H35ZM52 198V199H51ZM66 200V202H65V200ZM80 198V199H81ZM221 198H224V197H221ZM259 198V197H258ZM16 199V200H15ZM22 199V200H21ZM63 200V202H62V200ZM89 199V200H88ZM5 200V201H4ZM8 200H11V206L12 207H10V201H8ZM18 200V201H17ZM43 200V201H42ZM236 200H239L238 198L236 199ZM7 201H8V203H7ZM21 201H27V202H25V204L26 205H24V203H22ZM31 201H33V202H31ZM89 201H90V203H89ZM232 202V204H231V202ZM259 201V200H258ZM257 201V202H258ZM17 202H20L19 204L17 203ZM65 202V203H64ZM69 202V201H68ZM98 202V203H97ZM237 204H236V203ZM256 202V203H257ZM6 203H7V206H6ZM13 203H15V204H13ZM27 203H29V204H27ZM33 203H34V205H33ZM58 204V205H55V206H58L59 208H60V206L61 205H63V204H65V205H67V206H69V208L67 207V206H61V208L62 207H64V209H63V211H62V209H59L58 207H54L55 209L53 210V212H51L52 211V209H53V206H54V204ZM63 203V204H62ZM87 203V204H86ZM224 203V204H225ZM239 203V204H238ZM250 203V204H251ZM259 203H260V201H259ZM258 203V204H259ZM262 203H263V201H262ZM262 203H260V204H262ZM22 204V205H21ZM36 204V205H35ZM40 204V205H39ZM53 204V205H52ZM84 204H85V206H84ZM233 204H235V206L233 205ZM246 204V205H245ZM14 205V206H13ZM24 205V206H23ZM27 205H30V206H27ZM52 205V206H51ZM229 205V206H230ZM236 205H238V206H236ZM252 205H250V206H252ZM32 206H35V208L33 209V207ZM38 206H40L39 207V209H38ZM52 208H51V207ZM88 208H87V207ZM246 206V207H245ZM261 206H263L264 207V203L262 204V205H260V207ZM7 207H9L8 209H7ZM30 210V212L32 211V213H30V214H34L35 212L34 211H36V213H38V211L40 210V212H42L43 211V209H45L44 210V212H42L41 214H39V215H36V213L34 214L35 215V217H33L32 215H30V216H28V215H26V209L27 208ZM30 207V208H29ZM42 207V208H41ZM67 209H66V208ZM233 207H235V208H233ZM12 208V209H11ZM23 208L25 209V211H23ZM72 208V209H71ZM84 208V209H83ZM237 208H239L238 210H237ZM240 208H242L243 209V211L240 209ZM15 210V212H14V210ZM51 209V210H50ZM59 209V210H58ZM69 209H71V210H69ZM231 209H233L232 211H231ZM237 210L238 212H239V214H238V212H236V211H234V210ZM7 210H8V212H7ZM12 211V213L11 214H9L11 211ZM34 210V211H33ZM46 210H47V212H46ZM50 210V211H49ZM59 212H58V211ZM88 210V211H89ZM244 210L247 212V213H250V210H252V212L251 213H253L254 215H252L251 214V216H250V214H246V212H245V214L244 215H246V216H244L243 217V215L241 216V214L242 213H244ZM262 210H263V208H262ZM10 211V212H9ZM56 213H55V212ZM229 211H231V212H229ZM263 212V213H261V212ZM13 212L14 213H16L15 215H13ZM19 212V213H18ZM24 212H25V214H24ZM46 212V213H45ZM59 213V215H56V214H58ZM67 212V213H66ZM72 212V211H71ZM90 212V213H91ZM242 212V213H241ZM255 212V213H254ZM44 213V215H42ZM48 213V214H47ZM62 213V214H63ZM73 213V212H72ZM71 213V215H73ZM177 213H179V214H177ZM181 213V214H180ZM235 213V214H234ZM259 213V214H258ZM261 213V214H260ZM5 214H7V215H5ZM22 215L21 217H23L24 216V218H25V220L27 219V218H29V220L27 219L26 220V222L28 223H24L25 221L24 220H22L21 219V217L20 216H18V215ZM69 214V215H68ZM77 214V213H76ZM174 216H176V214H177V216H178V218H179V215H180V217H182L183 216V214H184V211H183V209H179V210H177L176 209V212H174ZM226 214V215H227ZM17 215V216H16ZM25 215H26V217H25ZM44 216L43 218H40V217H42V216ZM46 215H48V218L49 217H51V218H49V220L48 221H51V223L50 224H48V222L46 221L47 220V216ZM247 215H249V218H248V216ZM256 215H258V216H256ZM14 216H16V218H20L19 220H20V224H19V226H20V229L18 228V226H16L17 228L15 229V227H13V229H12V231L13 230H15L14 232H12L11 231V228L12 227H10V224H11V226L14 224L13 222V220H14ZM62 218H61V217ZM84 216V217H83ZM173 216V217H174ZM254 216V217H253ZM262 218H261V217ZM8 217H9V219H8ZM11 217V218H10ZM13 217V218H12ZM209 217H210V215H209ZM226 217V216H225ZM252 217V218H251ZM257 217V218H256ZM23 218V219H24ZM33 218H34V220H33ZM36 218V219H35ZM38 218H39V221H41L42 219L44 220V219H46V220H42V222H46L44 225L46 226V228L48 229H46L45 227H44V225L42 224V222H39L40 223V226H41V228H42V230H41V228H40V226L38 225L39 223H38ZM175 218V217H174ZM207 218H208V216H207ZM232 218L234 219H238V221L236 222V221H234V223H232L231 225H229L230 223H231V221H232ZM243 218V219H242ZM259 218V219H258ZM8 219V220H7ZM10 219H12V220H10ZM84 219V220H83ZM175 219H177V218H175ZM210 219H212V216L208 219L209 221H210ZM225 219H227V220H229L228 218H225ZM249 219V221H251V222H249V221H247ZM252 219V220H251ZM262 219V220H261ZM36 220V222H34ZM81 220V221H80ZM93 220V221H92ZM179 220V219H178ZM208 220L206 219L204 222H201L200 221V225H201V227H203V231H205V229H206V234L209 236V234H210V232L212 231V230H214V229H216V227H218V226H220L219 224H217V223H215L216 225V227L214 226V223H212L211 224V222L209 223L210 224V226H208ZM213 220V219H212ZM259 220V221H258ZM11 221H13L12 223H11ZM24 221V222H23ZM31 221V222H30ZM56 221V220H55ZM54 221V222H55ZM92 221V222H91ZM226 221V220H225ZM32 222H34V223H32ZM78 222H80L79 223V225H78ZM86 222V223H85ZM96 222V223H95ZM213 222V221H212ZM73 223V224H74ZM91 225H90V224ZM109 223V222H108ZM236 223H237V225H236ZM246 223H248V224H250V225H246ZM24 224V225H23ZM42 224V225H41ZM81 224H82V227H81ZM94 224V225H93ZM96 224L98 225V226H101V227H99L98 229H95V232H97L96 230H99V232L98 233H96L97 235H95V234H93V237L91 236V235H89V234H91L92 233V229L93 228H95V227H97L96 226ZM203 224V225H202ZM206 224V225H205ZM245 226H244V225ZM38 225V227H36ZM102 225H105L106 227L104 228ZM200 225H197V226H199L198 228H199V230L197 229V228H194V229H192V231H194L193 233H195V235H196V240L198 239V237H200V235H201V237H202V239L205 241H203L202 243H200L201 241H202V239L201 238H199L198 239V246L199 247H202L201 249L198 247V248H196V249H199V251L198 250H196L197 251V253L199 252V256L201 255V252L203 251V248H205V243H206V237L208 238V236L205 234L204 236L202 235V234H204V233H202L203 231L202 230H200ZM212 225V226H211ZM34 226V227H33ZM79 226H80V229H79ZM92 226V227H91ZM204 226H207V227H209V228H211V230H209L210 232L208 233V229L209 228H205L204 229ZM223 226V225H222ZM225 226V225H224ZM229 228H228V227ZM231 226V227H230ZM247 226H250V227H247ZM30 227H32V228H30ZM36 227V228H35ZM43 227H44V230H46V234L47 235H45L44 234V230H43ZM244 227H246V228H244ZM5 228V232L7 233V234H5V232H4V230H2V229H4ZM7 228V229H6ZM28 228V229H27ZM39 228V229H38ZM92 228V229H91ZM100 228L102 229V230H100ZM213 228V229H212ZM221 227H218V231L216 230H214V231H212L211 233H214V234H210L212 237H214V239H216V243H218L220 240V238L218 239V237H220L221 235H223L224 234V236H225V234L227 233V232H229V230H227V232L226 233H224V231H225V229L222 227L221 229H220ZM256 228V229H255ZM33 231H32V230ZM36 229H38L37 231H36V234H35V230ZM81 229H82V232H81ZM88 229H90V230H88ZM196 229V230H195ZM258 229V230H257ZM20 231V232H18V231ZM23 230H26V232H27V230H28V233H29V231H31V233H29V234H22V235H25V236H27L26 238H28V239H22L23 241H21L22 243L21 244H19L18 243V241H17V239L20 241V239L21 238H23L24 236H22V235H20L21 234V232H23ZM41 230V231H40ZM87 230V231H86ZM224 230V231H223ZM17 231V232H16ZM43 231V232H42ZM61 231V232H60ZM64 231H66V232H64ZM88 231H90V233L88 232ZM118 231V233H119V235L121 234V236H119V235H117V239H118V237H119V242H121V241H124L123 242V245L124 244H126V240L124 239L123 240V238H125L124 237V235L119 231V230H117ZM116 231V232H117ZM197 231H201L200 233L199 232H197ZM221 231H223V232H221ZM255 231V232H254ZM5 234H3V233ZM32 232H34V233H32ZM37 232L39 233V234H37ZM65 234H67V236H65L63 233ZM75 234H74V233ZM79 232H80V234L81 235H79ZM94 232V233H95ZM197 232V233H196ZM217 232H218V234H217ZM220 232V233H219ZM231 232H230V234H231ZM254 232V233H253ZM16 233V234H15ZM17 233H19V235L17 234ZM50 233V234H49ZM62 233V234H61ZM84 233H87V234H84ZM102 233H101V235H102ZM202 233V234H201ZM247 233V231H246V233L245 234H248ZM31 234H32V236H31ZM44 234V235H43ZM74 235V237H73V235ZM117 234V233H116ZM199 234V235H198ZM228 234V233H227ZM230 234H228V237H230L231 235ZM1 235H2V237L4 236H7L6 238H2L1 237ZM14 235H16V236H14ZM64 235V236H63ZM75 235H77V236H75ZM82 235H86L85 236V240L83 239L84 238V236H82ZM218 235V236H217ZM12 236V237H11ZM21 236V238H18V237H20ZM31 237L30 239H32V240H30L31 242H29V237ZM48 236V237H47ZM58 236H60V241L61 240H64V238H65V240L63 241L64 242V244H63V247H62V245L60 244V242H58V243H56L57 241V238L56 237H58ZM90 236V237H89ZM123 236V237H122ZM224 236H221V239H223V237ZM11 237V238H10ZM15 237H16V240L15 241H13V239H15ZM34 239H33V238ZM39 239H38V238ZM69 237H71L70 239H69ZM73 237V238H72ZM81 238V240L79 239V238ZM122 239H121V238ZM205 237V238H204ZM227 236H226V238H228ZM252 237V238H251ZM54 238H56V239H54ZM66 238H67V241L68 242H66ZM75 238L77 239V240H75ZM89 238V239H88ZM93 238V240L92 241H95L96 243H95V245H98V246H96L95 247V245H93L92 246V244H94V242H92L91 243V240L90 239H92ZM97 238V237H96ZM110 238L113 240V242H114V239L113 238H115L114 236L112 237V236H110ZM225 238V239H226ZM251 238V239H250ZM0 239V240H1ZM12 239V241L10 242V240ZM54 239V240H53ZM110 239V240H111ZM217 239H218V241H217ZM224 239V240H225ZM257 239V240H256ZM26 240V241H25ZM74 240V241H73ZM80 240V241H79ZM88 240V241H87ZM90 240V241H89ZM201 240V241H200ZM224 240H222V243H223V241ZM260 240V241H259ZM17 241V242H16ZM71 241V243H69ZM73 241V242H72ZM76 241L78 242V244L76 243ZM85 241H86V243H85ZM195 241V240H194ZM4 242H5V245H3L4 244ZM14 242L15 243H17L16 244V247H17V245H18V249L15 247V244H14ZM23 242L25 243V244H23ZM28 242V243H27ZM66 242V243H65ZM80 242H81V244H80ZM88 242V243H87ZM9 243H13V244H10L12 247H10V245H9ZM31 243V244H30ZM55 243V244H54ZM222 243H219L220 245L222 244ZM23 244V245H22ZM52 244H53V246L55 247H52ZM58 244V245H57ZM65 244H66V247L70 244H72V246H75V244H77L74 248L75 249H73L74 251H71V252H73V253H71L73 256H74V258L76 257L77 258V256H79V254H78V250H79V253H80V255H82V259H81V256L77 259V261H76V258L74 259H72V256H71V254H70V256H71V258H69L67 255H68V253H70V251L68 252L67 250H66V247H65ZM80 244V245H79ZM90 244V245H89ZM121 244V243H120ZM252 244V245H251ZM69 245V246H70ZM201 245V246H200ZM218 245V244H217ZM216 245V246H217ZM4 246V247H3ZM9 246V247H8ZM20 246H22V247H20ZM57 246H60V247H62V248H58ZM79 246V247H78ZM84 246V247H83ZM86 246L87 247H93L92 249H95V251L97 252H90L92 249H90V247L89 248H87V250H84L85 248H86ZM100 246V247H99ZM161 248H162V246H163V244H162V246H161V244L159 245ZM159 246L157 247V249L156 250H158L159 252H157V253H155V255H157L156 257H157V259H158V257H160V256H163V257H165L166 255H165V251L167 250L166 248V250L164 249V250H162L161 248L160 249H158L159 248ZM190 246V245H189ZM192 246L193 247H196V246H194V245H191V247L190 248H192ZM219 246V245H218ZM217 246V247H218ZM23 247L25 248V249H23ZM35 247V248H34ZM97 247H99V248H97ZM251 247V248H250ZM258 247V248H257ZM4 250H7V252L6 251H4ZM11 248V249H10ZM14 248H16L17 250H14ZM48 248H49V250H48ZM76 248H80V249H82L83 248V250L84 251H80V249H76ZM189 248V247H188ZM13 249V250H12ZM20 249H22V250H20ZM45 249V250H44ZM98 249H99V251H98ZM206 249V248H205ZM58 250H60V252L58 251ZM62 250H65L66 252H68V253H66L65 251V253L67 254H65L64 253V255L62 256L61 254H63V253H61V252H63ZM90 250V251H89ZM155 250V251H156ZM162 250V251H161ZM177 250H179V249H176L175 251H173L172 253H171V256H168V254H170L169 253V251H168V254H167V252H166V254H167V258L168 257H170L171 259L172 258H174V257H172V256H178V254H177ZM181 250V249H180ZM187 250V249H186ZM1 251H0V255L2 256V254H1ZM10 251V252H9ZM14 251L16 252V253H14ZM21 253H20V252ZM25 251V252H24ZM43 251H45L44 253H43ZM46 251H48V252H46ZM87 251V252H86ZM251 251V252H250ZM4 252V253H3ZM58 252V253H57ZM74 252H75V254H74ZM76 252H77V254H76ZM103 252V251H102ZM163 254V252H164V254L162 255L161 253ZM180 252V251H179ZM178 252V253H179ZM181 252L182 253H186V251L184 250V252L181 250ZM179 253V255H181L182 253ZM7 253V255L8 256H6L5 257V254ZM10 253H13L12 254V257H11V254ZM36 253L37 254H39V253H41V254H39V257L41 256V258H38V255H36ZM61 253V254H60ZM84 255H83V254ZM86 253H88V254H90V258H88V254L86 255ZM94 253H96V254H94V256H93V254ZM99 253V254H98ZM185 253L183 254V256L181 255L180 257H179V260L181 259V257L184 259L185 257H186V259H187V254L185 255ZM25 254H27V255H25ZM35 254V255H34ZM56 254V255H55ZM154 254V253H153ZM173 254V255H172ZM176 254V255H175ZM256 256V258L253 256ZM260 254V255H259ZM30 255H32V256H30ZM60 255V260L58 259L59 256ZM66 255V256H65ZM100 255V257H98ZM103 255V256H102ZM165 255V256H164ZM253 257H252V256ZM14 256V257H15ZM33 256H34V258H33ZM57 256V257H56ZM84 256V257H83ZM185 256V257H184ZM260 256V257H259ZM44 257V258H43ZM53 257V258H52ZM55 257V258H54ZM94 257V258H93ZM96 257V258H95ZM103 257V258H102ZM252 259H251V258ZM262 257V258H261ZM51 258V259H50ZM99 258V259H98ZM254 258V259H253ZM260 258V259H259ZM41 259V260H40ZM53 259V260H52ZM62 259V260H61ZM93 259V260H92ZM95 259V260H94ZM248 259V260H247ZM4 260V259H3ZM9 260V259H8ZM24 260H28V259H24ZM42 260L43 261H45V262H43V263H41L42 262ZM64 260V261H63ZM83 260V261H82ZM89 260H92V261H89ZM109 260V261H108ZM259 260V261H258ZM1 261H2V259L0 260V263H1ZM7 261V260H6ZM21 261V262H22ZM82 261V262H81ZM88 261V262H87ZM181 261H182V259H181ZM185 261L187 262V263H185ZM3 262V261H2ZM20 262V263H21ZM25 262H27L28 264H30L31 262L28 260V261H25ZM24 261L21 263V264H24L25 263ZM47 262V263H46ZM58 262H56V263H54L53 262V264H58ZM63 262V263H62ZM81 262V263H80ZM92 262V263H91ZM157 262H158V264H162V260L159 258L158 259V261H154V264H157ZM254 262V263H253ZM258 262V263H257ZM261 262V263H260ZM19 263V262H18ZM19 263V264H20ZM26 263V264H27ZM59 263V264H60ZM190 264V263H188V260H184V262H180V264ZM2 264V263H1ZM64 264H66V263H64ZM138 264H141V263H138ZM153 264V263H152ZM245 264V263H244Z\"/></svg>",
	"mask_w": 264,
	"mask_h": 264
}]
</instances>
